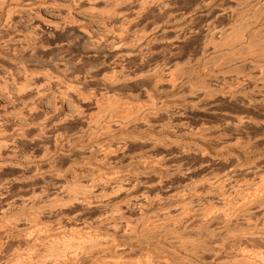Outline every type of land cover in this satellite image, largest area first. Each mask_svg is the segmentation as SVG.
<instances>
[{"label":"bare ground","instance_id":"1","mask_svg":"<svg viewBox=\"0 0 264 264\" xmlns=\"http://www.w3.org/2000/svg\"><path fill=\"white\" fill-rule=\"evenodd\" d=\"M77 1V0H76ZM91 2H94L95 0H90ZM89 1V2H90ZM116 1V2H115ZM113 0V2H112V0H111V2L112 3H118L119 4V1L117 2V0ZM121 1H123V0H121ZM161 1V0H160ZM163 1V0H162ZM78 2V1H77ZM107 3H108V1H106ZM124 2H125V0H124ZM159 2V1H158ZM82 3H83V1L81 2V5H82ZM95 3V2H94ZM106 3V4H107ZM110 3V2H109ZM109 3H108V5H109ZM112 3H110V4H112ZM114 3V4H115ZM166 3V2H165ZM247 4H245V6L244 7H246V12L244 11V9H243V12H245L244 14H243V12H242V14H241V17L240 18H242V21L244 22V24L242 23V22H240V23H242V25L243 26H245V28H243V30L240 28V29H238V27L236 26V28L238 29V30H233V29H235L234 27L232 28V30H233V32H225V33H228V35H229V33H230V35L228 36L227 34H226V37H225V33H224V38H222V40H223V42H225V43H221L222 42V40H221V37H223V36H221L220 34L222 33L223 34V32L224 31H221L218 35H220V37H218V36H216V37H214L213 36V33H212V36L215 38H213L214 40L213 41H210V42H213V43H210V44H208V42H206L208 45H214V49L218 46H216L215 44H214V42H215V40L217 39V37H218V39H219V43L220 44H225V45H228L229 43H239L240 45L239 46H237V49H235L234 47H233V45L234 44H230V45H228V46H230L231 47V45H232V47H233V50L231 51V49H230V51H225L226 53H224V51H223V53L220 51V52H218V53H222V54H220V56L216 53V55H218V56H215V54L213 55V56H215L216 58L218 57V59L216 60V59H213V60H216V62H219V60H222L223 58H224V60H222L221 62H219L220 64V66L219 67H221L220 69H219V71H218V76H228V77H231V75H232V77L230 78L232 81H230V79H228L231 83L233 82V81H236V83H237V80L239 81V83H238V88H239V84L242 82L241 80L242 79H240V75H239V71L238 72H236V73H238V74H235V76H233V74L232 73H230V71L232 72V68H231V70H229L230 68H227V65H229L230 63H232V62H234L235 60H240L241 61V64H239V66L241 65L242 67H245L244 68V70H245V74L243 75L244 76V79H245V81L246 80H248L249 82H251L252 84H253V86L254 87H259V88H262V87H264V0H254V3H252V4H249L248 2H246ZM78 4H80V3H78ZM91 4L92 3H90V7L89 8H91ZM97 4V3H96ZM113 4V5H114ZM117 4V5H118ZM88 5H89V3H88ZM108 5H107V9L108 8H110V7H108ZM84 6V5H83ZM92 6H95L94 4H92ZM110 6V5H109ZM112 6V5H111ZM96 8H97V6H95ZM95 7H92V9H93V11H94V8ZM112 7H116V5H114V6H112ZM111 7V8H112ZM11 8V7H10ZM80 8V7H79ZM86 8V7H85ZM105 8V10L103 9V8H101L102 9V11L104 10L105 12H106V9ZM110 8V9H111ZM124 8V7H123ZM16 9V8H15ZM91 9V10H92ZM97 9H99V7L97 8ZM101 9H99L100 11H101ZM110 9H108V10H110ZM114 8H112V10H113ZM117 9V8H116ZM9 11H10V9H8ZM14 10V9H13ZM88 10H90V9H88ZM96 10V9H95ZM98 10V11H99ZM111 10V11H112ZM122 10H124V9H122L121 8V12H120V7H119V10H113L112 11V13H110V12H106L107 14L108 13H110V14H108V15H110L109 17H111V20L112 19H118V18H120V17H124L125 16V14L124 13H126V12H129V11H127V10H129V9H127L126 11L124 10V11H122ZM142 10V9H141ZM149 10H150V8H149ZM9 11H7V12H9ZM99 11V12H100ZM101 11V12H102ZM138 11V10H137ZM136 11V12H137ZM15 12V11H14ZM92 12V11H91ZM100 12V13H101ZM105 12H102V14L103 13H105ZM124 12V13H123ZM134 12V11H133ZM133 12H131V13H133ZM139 12V11H138ZM137 12V13H138ZM64 13H65V11H64ZM63 13V14H64ZM105 13V17H107L108 18V15ZM148 13V12H147ZM146 10H145V14L143 15V16H145L146 14ZM161 13H162V11H161ZM8 14V13H7ZM71 15L72 13L70 12V11H68V15ZM123 14H124V16H123ZM130 12L128 13V18L129 19H131L130 18ZM9 15H11V16H9ZM107 15V16H106ZM133 15V16H132ZM131 16L134 18L135 17V14L133 13ZM140 16L139 14H136V16ZM243 15V16H242ZM67 16V15H66ZM66 16L65 17H63L65 20L67 19L66 18ZM103 16H104V14H103ZM7 17H12V13L10 14V12H9V14L7 15ZM70 17V16H69ZM72 18H74L73 20H75V18H76V16H71ZM239 17L237 18L238 20H240L239 19ZM136 18V17H135ZM138 18V17H137ZM140 18H141V16H140ZM7 19H9V20H11L10 18H7ZM78 19V21H81V20H79V18H77ZM109 19V18H108ZM108 19L106 20V19H103V20H106V21H108ZM127 18H126V16L124 17V18H122L121 20L119 19V20H117V21H121V23H120V26H119V28H120V33L119 34H117L118 35V41H115V39H112L111 37H112V33L114 34V31L112 30L111 32V34L109 35L108 34V38H109V36H110V40L112 41V40H114V41H112V42H114V43H112L113 45H111L112 46V52H114L115 54H116V56H118L119 58L120 57H122V60L124 59V60H126L127 61V63H129V62H131V63H133V60H136V58H134L133 57V54L132 53H134V52H132L131 53V51L133 50V48L132 47H134V44H135V42L137 43V41L139 40L140 41V38L141 37H143V35L145 34V31H144V33L143 32H141L140 33V38H138L139 36H138V34L139 33H137V35H135V34H133L134 36H138L137 38H138V40L136 41L135 40V38H134V36L132 37L130 34H127V28H128V26L130 25L131 27L130 28H128V30L130 29H132V24H135L136 25V23H131V20L129 21L128 19L126 20ZM139 19V18H138ZM236 19V20H237ZM71 19H69V21H70ZM70 21V22H75V21ZM100 20H102V19H100ZM110 20V19H109ZM133 20H136V19H133ZM132 20V22H134ZM140 20V19H139ZM139 20H137V21H139ZM105 21V22H106ZM114 21V20H113ZM104 22V21H103ZM110 22V21H109ZM136 22V21H135ZM238 22V21H237ZM108 23V22H107ZM111 23H112V21H111ZM110 23V24H111ZM115 23H117V25H118V22H115ZM114 23V24H115ZM56 24V23H55ZM75 24H76V22H75ZM104 24V23H103ZM106 24V23H105ZM110 24H108V25H110ZM113 24V23H112ZM114 24H113V26H114ZM60 25V24H59ZM238 25V24H237ZM239 25H241V24H239ZM241 25V26H242ZM58 26V25H57ZM56 26V27H57ZM78 26V25H77ZM82 26H84V24L82 25ZM112 26V27H113ZM116 26V25H115ZM242 26V27H243ZM81 27V26H80ZM111 27V26H110ZM55 28V27H54ZM84 28H86V27H84ZM105 28H107V26H105ZM118 28V29H119ZM82 29V28H81ZM112 29V28H111ZM82 30H84V32H86V33H90V31L88 32V30L86 29V31H85V29H82ZM107 30V29H106ZM108 30H110V28L108 29ZM229 30H231V29H229ZM229 30H227V31H229ZM117 31V30H116ZM115 31V32H116ZM137 31V30H136ZM142 31H143V29H142ZM84 32H82L83 34H85ZM129 32V31H128ZM215 32V31H214ZM245 32V33H244ZM78 33H80V31L78 32ZM107 33V32H106ZM105 33V34H106ZM110 33V32H109ZM126 33V34H125ZM142 33H143V35H142ZM81 34V33H80ZM90 34H92V32L90 33ZM104 34V33H103ZM116 34V33H115ZM148 33H147V31H146V35H147ZM156 34V33H155ZM211 34V33H210ZM215 34V33H214ZM88 35V34H87ZM215 35H217V34H215ZM90 36V35H89ZM128 36H130L131 38H132V40L133 41H135V42H133L132 43V40H129V38H128ZM155 36V35H154ZM158 36V35H157ZM210 36V38L209 39H212V36L211 35H209ZM114 37V36H113ZM144 37H145V35H144ZM143 37V38H144ZM149 37V36H148ZM147 37V38H148ZM82 38V37H81ZM93 38V37H92ZM96 38L98 39L99 37H97V35H96ZM101 38V37H100ZM102 38H103V35H102ZM107 38V37H106ZM105 38V39H106ZM107 38V39H108ZM130 38V39H131ZM136 38V39H137ZM159 38V37H158ZM10 39H11V37H10ZM83 39V38H82ZM86 39H88V38H86ZM86 39H84V40H86ZM94 39H95V37H94ZM93 39V40H94ZM106 39V40H107ZM117 39V38H116ZM142 39V38H141ZM157 39V38H156ZM217 39V40H218ZM8 40V39H7ZM6 40V41H7ZM30 40V39H29ZM83 40V41H84ZM90 40H92V39H90ZM90 40H89V42H90ZM96 40V39H95ZM102 39H98L97 41H92V42H100ZM109 40V39H108ZM145 40V39H144ZM159 40V39H158ZM208 40V39H207ZM5 41V42H6ZM12 41V40H11ZM31 41V40H30ZM37 41V40H36ZM35 41V42H36ZM111 41H109V46H110V42ZM138 41V42H139ZM145 41H147V40H145ZM221 41V42H220ZM229 41H231V42H229ZM33 42V41H32ZM38 42V41H37ZM87 42V41H86ZM99 42L98 43H94V44H96V45H98L99 44ZM103 42H105V40L103 41ZM102 42V44H103V46L104 45H106L105 43H103ZM152 42L154 43V40H152ZM228 42V43H227ZM83 43H85V42H83ZM82 43V44H83ZM107 43H108V41H107ZM145 43V42H144ZM148 43V42H147ZM151 43V42H150ZM152 43V44H153ZM215 43H218L217 41L215 42ZM33 44V43H32ZM90 44V43H89ZM92 45H94L93 43H91ZM138 44V43H137ZM142 44V43H141ZM140 44V45H141ZM146 44V43H145ZM145 44H143L145 47H148V46H146ZM149 44V43H148ZM147 44V45H148ZM151 44V45H152ZM170 44H171V41H170ZM174 44V43H173ZM219 44V45H220ZM35 45H37L36 43H35ZM95 45V46H96ZM142 45V46H143ZM150 45V44H149ZM212 45V46H213ZM1 46V45H0ZM84 46H85V44H84ZM88 46V45H87ZM101 45H99L98 47H95V49L96 48H99ZM103 46H102V48H103ZM107 46V45H106ZM143 46V47H144ZM207 46V45H206ZM216 46V47H215ZM228 46H225V47H228ZM62 47V46H61ZM83 46H81V48H82ZM90 49H91V47L90 46H88ZM142 47V48H143ZM221 47V46H220ZM223 47H224V45H223ZM239 47V48H238ZM88 48V49H89ZM93 48H94V46H93ZM108 48V47H107ZM106 48V49H107ZM138 48V47H137ZM151 47H149V48H145V49H150ZM212 48V49H213ZM218 48H219V46H218ZM18 49V48H17ZM60 49V48H59ZM87 49V48H86ZM144 49V48H143ZM210 49V48H209ZM220 49V48H219ZM2 50V49H1ZM4 50V49H3ZM2 50V51H3ZM16 50V49H15ZM34 50V49H33ZM84 50V49H83ZM104 50H105V48H104ZM140 50V49H139ZM138 49L137 50H135V51H139ZM153 50V49H152ZM206 50V49H205ZM208 50V49H207ZM216 50H217V48H216ZM215 50V51H216ZM109 51V50H108ZM144 51H147V50H144ZM240 51H242L241 53H240ZM84 52V51H83ZM92 52V51H91ZM102 52H103V49H102ZM140 52H142L141 50H140ZM153 52H154V50H153ZM232 52H239L240 54H238V56H236L235 55V57H233V56H231L233 53ZM114 53H113V55H114ZM156 53V52H155ZM155 53H152L153 55L155 54ZM171 53H173V52H171ZM232 53V54H231ZM93 54V53H92ZM91 54V55H92ZM95 54V53H94ZM103 54V53H102ZM101 54V55H102ZM106 54V53H105ZM109 55L110 54H112V53H108ZM138 54H139V52H138ZM136 55L137 57L139 56V58H140V54L139 55ZM3 55V54H2ZM26 55V54H25ZM90 55V56H91ZM107 55V54H106ZM113 55H110V58L109 59H111V56H112V58H113ZM134 55H135V53H134ZM143 55H144V53H143ZM142 55V57L144 58V56ZM146 55H148V54H146ZM151 55V54H150ZM175 55V54H174ZM84 56V55H83ZM97 56V55H96ZM100 56V55H99ZM116 56H114V58L117 60L118 58H116ZM131 56H132V58H134V59H132L131 58ZM135 56V57H136ZM25 57V56H24ZM105 57V56H104ZM145 57H147V56H145ZM212 57V56H211ZM210 57V58H211ZM227 57V58H226ZM60 58V57H59ZM64 58V57H63ZM103 58V57H102ZM113 58V59H114ZM139 58H137V60H139ZM142 58V60H144ZM209 58V59H210ZM214 58V57H213ZM225 58L227 59V60H225ZM61 59V58H60ZM71 59V58H70ZM80 59V58H79ZM98 59V58H97ZM113 59H112V62H114V64L112 65L113 67H111V68H113L112 70V72H115L116 73V71L115 70H118V75L115 77V78H111V74L110 75H108L109 77H107L108 79H103V78H101L102 76H105V75H102L100 78L101 79H97V80H95V81H93L94 83H98V86H101L102 87V89H103V91H98L99 92V94H98V96L95 94V96H97L96 98H95V100H96V102L95 103H97L98 105H96L95 103V105L96 106H98L97 107V109L96 108H94V109H96V111L97 112H100V113H98V114H96L97 112H95V115H91L90 116V120L88 119V121H91L92 122V125H95L96 127H98V126H100L101 128V130L102 131H100L98 128V130L100 131H97V129H95L97 132H99L98 133V137H100V136H104V135H106V134H108L109 136H107L106 135V139L105 140H103L102 142L100 141L99 143H97V144H94V145H90V146H88L87 147V149H85L86 150V152L87 153H85L86 154V160L84 161L83 160V162L85 163V164H88V165H91L92 166V168H91V170H90V173H88L89 175H78V174H76L74 177H73V180L72 179H69L70 181L68 182H66V180H64L63 181V183L62 184H59V186L57 187V190H56V188H54V191L56 190V192L54 193V191L53 192H50L51 194L52 193H54V194H52L51 195V197H50V195L48 194V192L51 190V188H50V190L47 192L46 190H45V188L47 187H44V189L42 188L41 189V191L39 192H37V189L35 190V188H31L32 186L31 185H34L35 184V181L36 180H38L37 179V174L35 175V171H34V174H33V177L31 178V179H28L27 178V180L26 181H24L23 180V182H25L26 183V187H25V189L22 187L21 189H23V191L21 192V190H20V194L19 195H17V197H16V199H14V198H10L11 196L13 197V195L11 194V196L9 197V195L7 196V198H3V200L4 199H6V201H5V204H4V202H3V204H4V207L5 208H3L4 210H3V213H1V216H2V214L4 215L3 217L5 218V221H4V223L6 222V221H8V223L10 224V228L9 227H7V229L9 230H12L11 228L13 227V225H15V229L17 230L18 228H16V226L19 224V221H22L20 218H23L24 217V219H26L25 221H28L27 223H25V226H26V228H25V230H26V232L27 231H31V233H29L28 232V234L25 232V234L24 233H21V234H23V235H25L26 236V234H27V236L29 235V234H31V235H33V233L32 232H34V233H36L35 235L37 236V234L38 235H42V236H44V235H46V236H44V239L43 238H39L40 240H42L43 239V241H42V243H40V242H38V243H40L41 245L40 246H38L37 247V244H34V245H36L35 247H33V249L30 251L31 252V255L33 254V256L30 258V257H28V256H26V257H28V258H30L29 260H27V258L25 257V259H26V261H23V260H21L22 261V263H20L19 262V260H18V262L20 263V264H40V262H42L41 264H43V262L45 263V261H47L49 264H209L210 262H215V261H217L218 263L217 264H264V255H262V254H264V252H262L263 251V249H260V248H262V247H264V156L262 157V158H259V159H256L255 158V160L253 159V161L251 160L250 162H241V163H237L236 164V162H238V160H239V157H237L238 158V160H236L235 158H234V156H233V154H232V156H231V154L229 153V155L228 156H224V157H218V158H215V159H211V158H209L208 159V157L206 158V159H208V160H206L207 162H209L210 164H214V163H218L219 164V162H221V164L223 163H225V164H229V167H227V169H228V171H226V167H225V170H224V174H220V175H209V174H212V173H215V172H212L211 170H208V171H211L210 173L208 172V175H209V177L210 176H212V177H210V178H207V176L208 175H206V178H203V179H201L202 178V176H201V178H197V177H195V178H197V179H199V180H197L196 181V179H195V181L193 182V180H194V176H193V179H192V181L190 182V183H188L187 185H185L186 184V182H185V184L183 185V186H181V188H179L180 186H177V189L175 188L174 189V191L172 192V193H170V194H167L168 196H162L161 195V197L159 196V194H158V190H157V193H156V190H154L155 188H158V187H156L155 185H157V184H154L155 182L156 183H160V184H162L163 182H164V180L166 179V177H167V173H169L170 174V172L172 171V170H174V169H172L171 168V170H170V172H168L169 170H167V168H169L171 165H168L169 167H167L166 168V166L164 167V165H163V163H157L156 161L154 162V159L156 158V156H153V155H151L150 154V152H147V150H145L144 152L145 153H140V154H138V155H136L135 154V152H134V154L135 155H132L130 158H129V154L127 155V157L129 158L128 159V163H127V165H125V163L124 164H122V166H121V164L119 163V165L116 163V160H117V158H116V160H115V162H114V164L116 163V165L115 166H120L119 167V171H117L118 169H116L115 168V170L114 169H112V167L114 166H112V163H113V161H114V156H116L117 157V155H119V154H121V155H123V157L124 156H126V154L128 153H126V150H127V148H128V146L130 145V144H132V143H134L135 144V146H136V143L137 144H142V146L144 145L145 147H147V146H149V147H151V149L153 148V150H154V148H158L159 146H160V148L159 149H162L161 148V146H164V145H168L167 147H168V149H170V148H172L171 146H175V147H182V146H184L185 144H183V145H180L181 143L180 142H178L177 140L176 141H173V140H171L169 137H168V141L169 142H167V141H165V140H163V139H158L157 137H155V135H153V136H151V135H145L144 134V136H135V135H132V134H129L128 132H126V131H128L130 128H129V125L128 126H126V127H124V124L122 123V121H125L126 119H130V117H132V119H133V117H136V116H138V118H140V120L139 121H137V122H140V125L141 126H143L144 125V128H142V127H140V128H138V129H140L139 131H141V128H142V131H143V129H145V131H153V129L155 128V129H158V128H160L161 127V130L163 131V130H166V128L168 129H170V130H173V123H175L176 124V122H178V120H180V119H177L176 117H175V113L174 112H176V110L175 109H177L178 108V112H179V108L180 107H176L175 105H174V107H172V106H170V107H164V105H168L167 103L169 102V101H171V100H169V101H167V103L166 104H164L165 103V101H156V100H154V95L152 94V93H150V92H152V91H150V92H148L147 90H146V94H143L142 95V93L139 95L138 93H135V94H137V95H139V99L140 98H142V97H140V96H144V95H148V97L150 98H148L147 96L145 97L146 99H147V101H149V102H147V103H144L143 104V100H145V98L142 100L143 102H142V104H139V103H141L140 101L138 102V96H135V97H137V99H135V97L132 95V93L130 94V95H132V97L131 98H126L125 99V97H124V99L125 100H123V97L121 98L120 97V93L118 94L117 92L118 91H123V89H124V87L127 85V86H129L127 83H128V81L127 82H125L126 80H128L125 76V80H124V78L123 79H121V76L120 75H125V74H128V73H125V72H127V70L125 69V67H126V65H125V62H122V63H120V61L121 60H117V61H113ZM114 59V60H115ZM132 59V61H130ZM25 60V59H24ZM52 60V59H51ZM55 60V59H54ZM83 60V59H82ZM81 60V61H82ZM103 60H104V58H103ZM123 60V61H124ZM136 60V61H137ZM145 60H147V59H145ZM148 60H151V57H150V59H148ZM208 60V59H207ZM207 60L205 61L206 62V64L207 65H205L204 64V61H203V64L205 65V67H207L208 65H210L209 64V62H207ZM212 60V61H213ZM237 60V61H238ZM56 61V60H55ZM73 61V60H72ZM75 61V60H74ZM77 61V60H76ZM94 61V60H93ZM97 61V60H96ZM209 61V60H208ZM210 61H211V59H210ZM102 62V61H101ZM100 62V63H101ZM138 62V61H137ZM136 62V63H137ZM143 62V61H142ZM147 62V61H146ZM146 62H144V64L146 63ZM215 62V63H216ZM18 63V62H17ZM16 63V66L17 65H19V63L17 64ZM93 63V62H92ZM95 63V62H94ZM97 63H99V62H97ZM96 63V64H97ZM107 63V62H106ZM109 63V62H108ZM107 63V64H108ZM135 63V62H134ZM165 63V62H164ZM167 63V62H166ZM186 63V62H185ZM212 63H214V62H212ZM213 64V65H217L218 63H216V64ZM237 63V62H236ZM240 63V62H239ZM69 64V63H68ZM77 64H78V62H77ZM80 64V63H79ZM110 64V63H109ZM138 64V63H137ZM136 64V65H137ZM141 64V61H140V63H139V65ZM150 64V63H149ZM155 64H157L158 65V63H155ZM173 64V63H172ZM175 64V63H174ZM176 64H177V62H176ZM176 64H175V66H173V68L175 67V68H177V70H178V68L180 69V67H181V65L179 66L178 64H181L180 62H178V64H177V66H179V67H177L176 66ZM184 64V63H183ZM234 64V63H233ZM50 65V64H49ZM49 65H47L46 63H44V65H43V63H42V67H41V69L40 70H35V68H33L34 69V71H24V72H26L24 75H25V77H26V79H24V80H26L24 83H25V88H23V89H25V90H23V91H21L22 93L23 92H25L26 91V89L28 90L27 92L28 93H30L29 92V86H31V85H33V84H36V81L38 80V79H40V80H38L39 81V83L41 84H39V83H37L36 85L37 86H35L34 88H36V91H34V92H37V94H38V96L37 95H35V96H37V97H39V96H43V92H42V89H40V87H42L43 85H42V83H43V81L42 80H44L45 78V74H47L45 71L49 68H47V66H49ZM52 66L54 65V64H51ZM58 65V64H57ZM57 65H55L56 66V69H58L57 68ZM61 65H63V64H61ZM72 65V64H71ZM75 65V64H74ZM73 65V66H74ZM81 65V64H80ZM88 65V64H87ZM95 65V64H94ZM130 65H132V64H130L129 63V65L127 66V67H129ZM134 65V64H133ZM145 65H147V64H145ZM161 65H163V64H160V66ZM165 65V64H164ZM164 65H163V67H164ZM167 65H168V63H167ZM212 65V64H211ZM212 65V66H213ZM236 66L238 65V64H235ZM45 66V67H44ZM72 66V68H74V70H75V68L76 67H73ZM76 66V65H75ZM92 66H93V64H92ZM95 66H97V65H95ZM108 66V65H107ZM144 66V65H143ZM150 67H151V65H149ZM156 66V65H155ZM183 66H187V68H189L188 67V65H183ZM239 66H237L238 68H240ZM26 67V66H25ZM25 67H23V68H25ZM37 67H39V66H37ZM62 67V66H61ZM64 67H66V66H64ZM70 67V66H69ZM78 67H79V65H78ZM104 67V66H103ZM136 67V66H135ZM138 67H140V66H138ZM146 67H148V66H146ZM145 67V68H146ZM154 67V66H153ZM158 67V66H157ZM163 67H162V72H163ZM185 67L184 68H182L181 67V69L180 70H184L185 69ZM241 67V70L243 69ZM22 68V69H23ZM47 68V69H46ZM72 68H70V69H72ZM87 68V67H86ZM90 68V67H89ZM88 68V69H89ZM101 68V67H100ZM106 68V67H105ZM109 68H110V66H109ZM137 68V67H136ZM142 68V67H141ZM152 68V67H151ZM160 69H161V67H159ZM165 68H166V66H165ZM164 68V69H165ZM167 68H169V70L170 69H173V68H170L169 66H167ZM166 68V69H167ZM187 68L185 69V70H187ZM202 68H204V67H202ZM20 69V68H19ZM28 69V68H27ZM30 69V68H29ZM69 69V68H68ZM126 71H125V70ZM129 69H130V67H129ZM128 69V70H129ZM135 69V68H134ZM140 69V68H139ZM139 69H137V70H139ZM144 69V68H143ZM154 69V68H153ZM153 69H152V71H153ZM158 69V68H157ZM156 69V67H155V69H154V71H156L157 70ZM49 70V69H48ZM66 70V69H65ZM73 70V71H74ZM79 70V69H78ZM83 70V69H82ZM87 70V69H86ZM86 70H85V72H86ZM148 71H150L149 70V68L147 69ZM168 70V71H169ZM175 70V69H174ZM174 70L172 71H169L170 72V74L169 75H172V74H174ZM180 70H178L179 72H181ZM183 70H182V72H183ZM236 70H238V69H236ZM19 71H21V70H19ZM23 71V70H22ZM53 71H55V70H53ZM58 71V70H57ZM68 71V70H67ZM66 71V72H67ZM71 71V70H70ZM69 71V72H70ZM80 71V70H79ZM91 71H92V69H91ZM98 71V70H97ZM110 71V70H109ZM125 71V72H124ZM133 71V70H132ZM132 71H129V73H132ZM141 72H142V69L140 70ZM144 71V70H143ZM192 71V70H191ZM243 71V70H242ZM59 72H61V70L59 69ZM78 72V71H77ZM84 72V73H85ZM139 72V71H138ZM137 72V73H138ZM139 72L138 73V75L139 76H137V73H136V75H134V77L133 76H131L132 78H129L130 76H129V74L127 75L128 76V78L129 79H131V80H133V78H135V76H137L138 78H140V75L142 74V73H145V72ZM158 72H160L159 70H158ZM165 72V71H164ZM176 73H177V71H175ZM181 72V73H182ZM234 73H235V71H233ZM62 73V72H61ZM65 73V72H64ZM83 73V74H84ZM91 73L92 72H90V76H92L91 75ZM94 73V72H93ZM106 73H107V71H106ZM110 73V72H109ZM108 73V74H109ZM114 73V74H115ZM123 73H125V74H123ZM175 73V74H176ZM184 73V72H183ZM186 73V72H185ZM217 73V72H216ZM58 74V73H57ZM60 74V73H59ZM75 74H76V72H75ZM82 74V73H81ZM82 74V75H83ZM88 75H89V73H87ZM104 74H105V72H104ZM114 74H112V75H114ZM133 74H135V73H132V75ZM147 74V73H146ZM160 74H162V73H160ZM166 73H164V75H165ZM178 74V73H177ZM177 74L175 75V76H177ZM228 74H231L230 76L228 75ZM48 75H50V74H47V77H49ZM64 75V74H63ZM68 75V74H67ZM70 75V74H69ZM73 76H74V74H72ZM78 75V74H77ZM79 75H80V72H79ZM78 75V76H79ZM85 75V74H84ZM83 75V76H84ZM87 75V76H88ZM94 75V74H93ZM116 75V74H115ZM144 75V74H143ZM153 75V74H152ZM163 75V74H162ZM217 74H215L214 75V73L213 74H210L208 77L207 76H205V77H203V76H201V77H196L195 78V80L194 81H191L190 83L188 82L187 84H189L188 85V87H187V84H186V88H188L189 90H191V92L193 91L194 92V90H195V88H196V91L195 92H199L198 94H197V96L198 95H200V92H202L203 94H202V96L203 97H205L206 96V99L208 98V95L211 97L212 96V94H214L215 95V93H214V91H213V93H211V95L209 94L210 93V91L212 92V88H211V90H210V88H208V86H209V82H208V80L209 79H211L212 78V82L214 81L213 80V78L216 76ZM239 75V76H238ZM15 75L13 74V76L12 77H14ZM78 76L76 77V76H74L75 77V79H76V81L78 80ZM81 76V75H80ZM90 76H88V77H90ZM97 76V75H96ZM106 76H107V74H106ZM106 76H105V78H106ZM119 76H120V80H122V82L121 81H118L117 79L119 78ZM154 76H156L155 74L153 75V77ZM157 76H159V75H157ZM156 76V77H157ZM167 76H168V73H167ZM174 75H172V77H173ZM180 76H182V74H178V79H179V77ZM222 76L220 77L221 78V80L223 81V80H226L227 81V79L225 78H223L222 79ZM241 76H242V73H241ZM24 77V76H23ZM43 77V78H42ZM50 77H52V76H50ZM56 77V76H55ZM57 77H58V75H57ZM60 77V76H59ZM65 77V76H64ZM71 76H69V78H66V79H69V80H71V78H70ZM98 77V76H97ZM96 77V78H97ZM137 77L135 78V79H137ZM143 77V76H142ZM161 77V76H160ZM160 77H158V78H160ZM166 77V76H165ZM171 76L169 77V79L171 78V79H174L175 80V78H177V77H175V78H172ZM16 78V77H15ZM15 78H11L12 80L14 79V83L16 82L15 80L17 79H15ZM41 78H42V80H41ZM62 79H63V77H61ZM84 78V77H83ZM85 78H87V77H85ZM90 78H92V77H90ZM181 78V77H180ZM215 78H217V77H215ZM49 79V78H48ZM54 79V78H53ZM56 79V78H55ZM61 79V80H62ZM64 80L63 79V83H65V81H67V80ZM89 79V78H88ZM143 79L144 80H146V82H148V81H150L151 80V77L149 78V77H143ZM143 79H142V82L140 83V85H142V83L144 82L143 81ZM51 80V79H50ZM60 80V79H59ZM80 80V79H79ZM78 80V81H79ZM94 80V79H93ZM140 81H141V79H139ZM153 80V79H152ZM160 80V79H159ZM162 80V79H161ZM177 80V79H176ZM220 80V81H221ZM40 81H42V83L40 82ZM47 81V80H46ZM56 81H58V79L56 80ZM76 81H70L69 83H65L66 84V86H62V81H58V82H61V83H58L59 84V86L60 87H63L62 89H60V88H57V89H60L58 92H60L59 94H60V97L62 96L64 99H62L61 101H63V100H65V98L67 99L68 97H72V98H76V97H73V96H71V95H73L74 93H75V95H77L78 96V99L80 100L81 99V101H82V98H83V96L86 98V94H87V90L85 89V88H87V87H85L84 89L82 88V86H83V84L85 83V82H87V81H85L82 85H81V83H79V82H76ZM82 81H83V79H82ZM154 81L156 82V81H158L157 79L155 80L154 79ZM163 81V80H162ZM244 81V80H243ZM4 82V83H3ZM2 82V86L6 83V82H8V81H3ZM52 82V81H51ZM89 82H90V80H89ZM138 82V81H137ZM137 82H135V85H136V83ZM153 82V81H152ZM154 82V83H155ZM160 82V81H159ZM228 82V81H227ZM249 82H246V84L247 83H249ZM18 83V82H17ZM16 83V86H17V92H19L20 91V87L22 86H20L19 87V85ZM45 83V82H44ZM48 83V82H47ZM53 83V82H52ZM132 83V82H131ZM221 83H223V82H221ZM220 83V84H221ZM226 82H224V84H225ZM230 83V84H231ZM235 83V82H234ZM234 83H232L231 85H224V86H231V89L233 90L234 88H235V86L236 85H234ZM50 84V83H49ZM57 84V85H58ZM87 84V83H86ZM85 84V85H86ZM89 84H93L92 83V81H91V83H89ZM130 84V83H129ZM146 84V83H145ZM156 84V83H155ZM158 84V83H157ZM160 84H161V82H160ZM207 84V85H206ZM217 84V83H216ZM242 84V83H241ZM6 85H9V84H7L6 83ZM24 85V84H23ZM51 85V84H50ZM50 85H48L47 87H51ZM95 85V87H96V84H93V86ZM133 85H134V83H133ZM152 85V84H151ZM199 86V85H203L204 86V88H203V86L201 87V86H199L198 87V91H197V87L196 86ZM232 85H234V88L232 87ZM244 85H245V82H244ZM250 86H251V84H249ZM10 86V85H9ZM28 88H27V87ZM34 86V85H33ZM87 86V85H86ZM91 86V85H90ZM145 86V85H144ZM148 86V83L146 84V87ZM150 86V85H149ZM148 86V87H149ZM154 86H156V85H154ZM153 86V87H154ZM241 86V85H240ZM1 87V86H0ZM4 87V86H3ZM2 87V88H3ZM6 88H4L5 90L7 89V86H5ZM32 87V86H31ZM30 87V88H31ZM129 87H131V86H129ZM132 87H134V86H132ZM153 87H152V89H153ZM161 87H162V85H161ZM195 87V88H194ZM206 87L208 88V89H206ZM211 87V86H210ZM222 87V86H221ZM252 87V86H251ZM1 88V89H2ZM33 88V87H32ZM94 88V87H93ZM127 88V87H126ZM156 88V89H155ZM159 88V87H158ZM185 88V89H186ZM194 88V89H193ZM220 88V87H219ZM230 88V87H229ZM241 88V87H240ZM243 88H244V86H243ZM250 88V87H249ZM253 88V87H252ZM21 89H22V87H21ZM129 89V88H128ZM127 89V90H128ZM130 89H132V88H130ZM139 89V88H138ZM143 89H144V87H143ZM147 89V88H146ZM154 89L155 90H160V89H162V88H159V89H157V86L156 87H154ZM153 89V90H154ZM184 89V88H183ZM188 89H186V90H188ZM221 89H223V88H221ZM255 90L257 89V88H254ZM253 89V90H254ZM33 90V89H32ZM45 90V89H44ZM82 90H86V91H84V92H82ZM98 90H99V88H98ZM126 90V91H127ZM134 90V89H133ZM141 90V89H140ZM210 90V91H209ZM225 90V89H224ZM228 90V88L225 90V91H227ZM230 90V89H229ZM228 90V91H229ZM254 90V91H255ZM258 90V89H257ZM264 90V89H263ZM30 91H31V89H30ZM95 91V90H94ZM125 91V90H124ZM161 91V90H160ZM163 91V90H162ZM236 91V90H235ZM238 91V90H237ZM254 91H253V93H254ZM261 90H258L257 92H258V94H262V95H264L262 92H260ZM32 92V94H33V91H31ZM55 92H57V91H55ZM54 92V93H55ZM82 92V93H81ZM86 92V93H85ZM91 92H93L92 90H91ZM91 92H89V94H91ZM128 92H131L130 90L128 91ZM140 92V91H139ZM188 92V91H187ZM191 92H189V93H191ZM230 92V91H229ZM260 92V93H259ZM21 93V94H22ZM72 93V94H71ZM83 93H85V95H82ZM94 93V92H93ZM125 92H123V94H124ZM149 93V94H148ZM154 93H155V91H154ZM157 93V92H156ZM158 93H159V91H158ZM218 93V92H217ZM252 93V92H251ZM21 94H20V96H21ZM27 94V93H26ZM35 94V93H34ZM89 94H87V96H89V97H91ZM160 95L162 94V92L161 93H159ZM233 94V93H232ZM254 94H256V91H255V93ZM18 95H19V93H18ZM24 95V94H23ZM22 95V96H23ZM28 96L30 95V94H27ZM56 95H58V94H56ZM74 95V96H75ZM82 95V98H79L80 96ZM160 95H155V96H160ZM178 95V94H177ZM179 97H182L181 95H183V94H180L179 93ZM191 95H192V93H191ZM196 95V93L195 94H193V96H195ZM218 95V94H217ZM247 95V94H246ZM261 95V96H262ZM32 96V95H31ZM30 96V97H31ZM94 95H93V97H95ZM126 96H129V95H126ZM188 96V95H187ZM187 96H185L187 99H189ZM216 96V95H215ZM232 96V95H231ZM236 96V95H235ZM27 97V96H26ZM59 97V96H58ZM58 97H56V98H58ZM134 97V98H133ZM157 97V98H158ZM178 97V96H177ZM177 97L175 98V99H177ZM178 97V98H179ZM184 97V98H185ZM199 97V96H198ZM202 97V98H203ZM214 97V96H213ZM212 97V98H213ZM245 98H246V96H244ZM248 97H251V96H248ZM260 97V96H259ZM25 98V97H24ZM69 98V99H70ZM104 98H106L105 100H104ZM160 98V97H159ZM200 98H201V96H200ZM252 98V97H251ZM261 98V97H260ZM23 99V98H22ZM30 99V98H29ZM32 99V98H31ZM60 99V98H59ZM87 99H89L90 100V98H87ZM87 99L85 100L84 98H83V101L85 102V101H87ZM93 99V98H92ZM134 99V100H133ZM173 100V102L175 101L176 102V100ZM203 99H205V98H203ZM205 99V100H206ZM209 99V98H208ZM214 99H215V97H214ZM236 99H237V97H236ZM249 99V98H248ZM253 99V98H252ZM254 99H256V98H254ZM257 99H259V98H257ZM263 99V98H262ZM23 100H26V98L25 99H23ZM102 100H103V102L105 103H102ZM107 100V101H106ZM135 100H137V104H136V101ZM163 100V99H162ZM178 100V99H177ZM181 100H183V98L181 99ZM201 100V99H200ZM212 100V99H211ZM26 101H29V100H26ZM68 101V100H67ZM135 101V102H134ZM186 101V99H184V102ZM188 101V100H187ZM214 100H212V102H213ZM248 101V100H247ZM254 101V100H253ZM30 102V104L29 105H27L26 107L28 108V107H30V108H32L33 106H34V108L36 109V111H37V108H36V104H34L33 102V99H32V101H29ZM76 102V101H75ZM72 103V104H74L75 105V107H77V108H79L78 106H81L80 105V103L77 105L76 103L78 102H76V103ZM80 102V101H79ZM89 102V101H88ZM93 102H94V100H93ZM92 102V103H93ZM107 102H108V105H107ZM191 102H194V100L193 101H191ZM196 102V101H195ZM194 102V103H195ZM237 102V101H236ZM258 103H260V104H258V105H261V102L260 101H257ZM264 102V101H263ZM26 103V102H25ZM24 102H23V104H25ZM87 103V102H86ZM92 103H90L89 102V104H92ZM169 103H171V102H169ZM178 103V102H177ZM211 103V102H210ZM85 104V103H84ZM93 104V105H94ZM102 104H104V106L102 107ZM172 104H174V103H172ZM185 104V103H184ZM248 104H253L251 101L248 103ZM254 104H257V103H255L254 102ZM263 104V106H264V103H262ZM58 105V104H57ZM86 105H88V104H86ZM93 105H91V106H93ZM105 105H106V108H104L105 107ZM170 105V104H169ZM168 105V106H169ZM179 105V104H178ZM181 105H183V104H181ZM244 105H246V104H244ZM32 106V107H31ZM84 106V105H83ZM95 106V107H96ZM180 106V105H179ZM187 106V107H186ZM186 106H185V108H189L188 107V105L186 104ZM190 106V105H189ZM248 106V105H247ZM256 106V105H255ZM262 106V107H263ZM23 109H25L26 107L23 105ZM75 107H73V108H75ZM162 109H161V108ZM191 107V106H190ZM193 107H196V105L194 106V104H193ZM260 107V106H259ZM33 108V110H35ZM57 108V107H56ZM60 108V106L58 107V109L56 110V111H58L59 110V112L61 111V108ZM82 108V107H81ZM80 108V109H81ZM85 107H83V109H84ZM157 108H159V110L158 111H155V109H157ZM175 108V109H174ZM197 108H200L199 107V105L197 106ZM254 108H256V107H254ZM261 108V107H260ZM15 109L16 108H14V109H12V110H14V112H16V111H19L18 109L19 108H17V110L15 111ZM21 109V108H20ZM23 109H21V111H20V113L18 112L17 113V115H18V117H19V115L21 114V116L23 115V113H26L27 111H25V112H22V110ZM83 109H81V111L83 110ZM190 109H192V108H190ZM196 109V108H195ZM11 109H10V112L12 111ZM26 110V109H25ZM27 110H29V109H27ZM32 109H30L29 110V112L30 113H32V111H33ZM55 110V109H54ZM53 110V111H54ZM74 111H76L75 109H73ZM85 110V109H84ZM86 110H89V108L88 109H86ZM175 110V111H174ZM181 110V109H180ZM185 109H184V107H183V111H184ZM186 110H188V109H186ZM192 110H194V109H192ZM197 110V109H196ZM5 111V110H4ZM6 111H7V109H6ZM9 111V110H8ZM7 111V112H8ZM24 111V110H23ZM56 111H54L55 112V114H56ZM80 110H78V111H76L75 113H80L81 112ZM200 110H198V112H199ZM54 112H51L52 114L54 113ZM67 112V111H66ZM72 112V111H71ZM70 112V113H71ZM88 112V111H87ZM87 112L85 111V113L87 114ZM180 112H182V111H180ZM179 112V113H180ZM188 112V111H187ZM190 112V111H189ZM192 112V111H191ZM9 113V112H8ZM7 113V114H8ZM30 113H26L29 117H30ZM33 113H35V111H33ZM51 113L50 114H45V115H50V117L52 118V116H51ZM62 113V112H61ZM61 113L58 115L59 117H63V115H61ZM64 113H65V110H64ZM63 113V114H64ZM74 113V112H73ZM74 113V114H75ZM84 113V112H83ZM178 113V114H179ZM183 113V112H182ZM185 113H186V111H185ZM194 113V112H193ZM197 113V112H196ZM25 114V115H26ZM35 114H37V113H35ZM54 114V115H55ZM58 114V113H57ZM56 114V115H57ZM66 114V113H65ZM68 114V113H67ZM66 114V115H67ZM90 114H92V112L90 113ZM89 113L87 114V115H90ZM94 114V113H93ZM177 113H176V115H178ZM188 114V113H187ZM186 114V115H187ZM192 114V113H191ZM11 115H13V114H11ZM16 114L14 113V115L13 116H15ZM61 115V116H60ZM76 115V114H75ZM82 114L80 113V115H78V117L79 116H81ZM86 115V116H87ZM179 115H181V113L179 114ZM183 115H185L184 113H183ZM183 115H182V118L183 119H186V118H184L183 117ZM185 115V116H186ZM12 116V117H13ZM20 116V117H21ZM35 115H33V116H31L32 118L31 119H33V117H34ZM37 116H38V114H37ZM77 116V115H76ZM85 116V115H84ZM165 117L166 116V118L168 117H173L174 116V118H176L177 119V121L175 122H169V123H172V124H170V125H172V126H170V125H162V126H160V127H158V128H156V127H154L153 128V122H156L157 120V118L159 119L160 117ZM0 117H1V115H0ZM22 117H27V116H22ZM28 117V118H29ZM42 117V116H41ZM54 117V116H53ZM55 117H57V116H55ZM55 117L53 118V119H55ZM62 117H61V119H62ZM69 117H70V115H69ZM68 117V119H70ZM73 117V116H72ZM87 117H89V116H87ZM180 117V116H179ZM187 117H189L188 115H187ZM230 117V116H229ZM238 117V116H237ZM240 117H243V116H240ZM240 117H238L237 119H236V117L234 116L233 118L235 119V120H233L232 122H233V124L232 125H230L232 128H234L233 130H235L236 129V131L238 132L239 130H241V129H239L240 127H242V126H244L243 125V122L245 123V121H241V120H244L245 119V117H244V119H240ZM4 118V117H3ZM45 119H47L46 118V116L44 117ZM74 118V117H73ZM80 118H82V116L80 117ZM79 118V119H80ZM167 118V119H168ZM228 118V117H227ZM230 118H232V117H230ZM232 118V119H233ZM2 119V118H1ZM24 119V118H23ZM30 118H29V120L30 121H32ZM39 119V118H38ZM43 119V118H42ZM52 119V120H53ZM67 118H66V116H64V120H66ZM72 119V118H71ZM167 119H165L164 120V118H162L160 121H163V123L167 120ZM172 119V118H171ZM183 119H181L180 121L182 122V120ZM190 119V118H189ZM188 119V120H189ZM5 120V119H4ZM4 120H2V121H4ZM25 120V119H24ZM28 119L26 118V121H27ZM49 120H51V119H48L47 120V122L46 123H50V125H51V127L53 128V126H52V124H51V122H48ZM56 120V119H55ZM82 120V119H81ZM131 120V119H130ZM156 120V121H155ZM158 120V121H159ZM231 120V119H230ZM230 120H229V122H230ZM30 121H27L28 123L30 122ZM34 121V120H33ZM42 121L44 122V120H41V123H42ZM60 121V120H59ZM59 121H57V122H59ZM63 120H61L60 122L63 124V122H62ZM66 121H68L67 123H69V120H66ZM65 121V122H66ZM87 120H85V122H86ZM87 121V122H88ZM109 121V122H108ZM127 121V120H126ZM133 121H135V120H133ZM158 121H157V124H160V123H158ZM159 121V122H160ZM179 121V122H180ZM1 122V121H0ZM56 122V124H54L53 122V125H54V127H55V129L54 130H56L57 131V133H56V136L54 137V139H55V144H54V146L53 147H51L50 148V146H48L47 148H46V146H45V148L46 149H44L43 150V152H42V154L40 155L39 154V158L40 159H45V158H47V159H50V161H54L55 159H56V157L57 156H59V150L57 149L58 148V146H57V141H59L58 139L61 137V135H64V133H63V131H61V130H58L59 128H60V126H57V123ZM59 122V123H60ZM64 122V123H65ZM71 122V121H70ZM85 122H83V123H85ZM104 122H106V123H104ZM112 122V123H111ZM128 123H129V121H127ZM126 122V123H127ZM132 122V121H131ZM168 122V121H167ZM184 122V121H183ZM188 122V121H187ZM228 122V123H229ZM257 122V121H256ZM255 122V123H256ZM3 123V122H2ZM2 123H1V127L3 126H5V124L4 125H2ZM31 123V122H30ZM33 123V122H32ZM60 123V124H61ZM108 123H111V124H113V123H115L116 125H117V127L120 129L121 128V130L122 131H125V132H123V134H113V132L115 131V130H118V129H116L117 127H115V129H112V127L110 128V129H112V130H107L108 128H106V126H109V124ZM136 123V122H135ZM166 123V122H165ZM164 123V124H165ZM43 124V123H42ZM42 124H41V126H42ZM82 124V123H81ZM86 124V123H85ZM110 124V125H111ZM133 124L134 123H131V125H130V127H133ZM143 124V125H142ZM178 124H180V123H177L176 124V126L178 125ZM184 124V123H183ZM187 124V123H186ZM186 124H184V126L182 125V123H181V125L183 126V127H185V125ZM190 124V123H189ZM189 124L188 125H186V126H189ZM197 124V123H196ZM227 124V123H226ZM247 124V123H246ZM246 124H245V126H246ZM253 124H254V122H253ZM34 125V124H33ZM44 125H45V122H44ZM43 125V126H44ZM47 125V124H46ZM45 125V126H46ZM57 126V128L58 129H56V126ZM83 125V124H82ZM90 124H89V122H88V124H87V126H89ZM91 125V126H92ZM102 125H103V127H105L106 128V130H105V132H104V129H102L103 127H102ZM114 125V124H113ZM115 125V126H116ZM137 126H138V123L136 124ZM204 125H206V124H204ZM228 125V124H227ZM252 125V124H251ZM255 125V124H254ZM45 126H44V128H45ZM86 126V127H87ZM166 126V128L165 129H162V128H164ZM182 126H180V127H178V129L176 128V132L178 131V133H180L181 132V128H182ZM229 126V125H228ZM229 126V127H230ZM245 126L243 127L244 129H245ZM257 126V125H256ZM17 127V126H16ZM21 127V126H20ZM50 127V126H49ZM49 127H47V128H49ZM50 127V128H51ZM62 127V126H61ZM81 127V126H80ZM135 124H134V130H135ZM174 127H175V125H174ZM195 127V126H194ZM197 127V129L200 127V126H196ZM203 127V126H202ZM206 127V126H205ZM40 128H42V127H40V124H39V126H38V130H40L41 131V129ZM43 128V134H47V133H45L46 131L45 130H47V129H44ZM76 128H78V127H76ZM95 128V127H94ZM191 128H192V126H191ZM212 128V127H211ZM210 127L209 128H201L199 131L195 128L194 130H192V129H190V130H192V132L193 131H195V130H197V131H195V132H193L194 133V135H190V136H193V137H195V139L196 138H198V139H201V140H204V142L206 143V141L209 139V137L210 136H212V133L214 134V133H216L217 131V129L215 130L214 128L213 129H211ZM8 129V128H7ZM14 129H17V128H15V126H14ZM13 129V130H14ZM20 129V128H19ZM63 129V128H62ZM73 129V128H72ZM75 129V128H74ZM73 129V130H74ZM82 129H83V126H82ZM89 129V128H88ZM87 129V130H88ZM92 129V130H91ZM89 131L90 132H87V134L89 133V134H91L90 135V138H91V136L93 137V139L95 138V136H93V134H95V135H97V133L96 132H94V129L93 128H91ZM155 129H154V131H155ZM183 129V128H182ZM243 129V130H244ZM6 130V129H5ZM28 130V129H27ZM34 130H36V129H33V131ZM53 130V129H52ZM85 130V129H84ZM132 130H133V128H132ZM132 130H129V131H132ZM160 132H161V130L160 129H158ZM188 130H189V127H188ZM188 130H186L187 131V133H188ZM189 130V132L191 133V131ZM7 131L8 130H6V131H4V130H2V129H0V136L1 135H5V132L7 133ZM15 131H17V130H15ZM20 131H23V130H20ZM19 131V132H20ZM30 131H32V130H30ZM39 131V132H40ZM45 131V132H44ZM48 131V130H47ZM50 132H51V130H49ZM49 131H48V133H49ZM59 131V132H58ZM61 131V132H60ZM65 131V130H64ZM67 131V130H66ZM65 131V132H66ZM70 131H71V129H70ZM120 131V130H119ZM135 131H138L137 129L135 130ZM134 131V132H135ZM167 131V130H166ZM175 131V128H174V130H173V132ZM214 131H216V132H214ZM8 132H11V130L10 131H8ZM25 132V131H24ZM37 132V131H36ZM42 132V131H41ZM41 132H40V134H38V135H43V134H41ZM68 132V131H67ZM66 132V133H67ZM84 132V131H83ZM156 132H158V131H156ZM241 132V131H240ZM12 133V132H11ZM21 133V132H20ZM19 133V134H20ZM25 133H27V132H25ZM54 133H55V131H54ZM70 133V132H69ZM112 133V134H111ZM153 133V132H152ZM159 133V132H158ZM168 133V132H167ZM185 133V132H184ZM184 133H182V134H184ZM189 133V134H190ZM193 133H191V134H193ZM10 134V133H9ZM13 134H14V131H13ZM16 134V133H15ZM28 134V133H27ZM30 134V133H29ZM28 134V135H29ZM52 134H53V131H52ZM68 134V133H67ZM88 134V135H89ZM149 134V133H148ZM174 134V133H173ZM182 134H180V135H182ZM186 134V133H185ZM11 135V134H10ZM10 135H8V137L10 136ZM21 135H23V133H21L20 134V136ZM37 135V136H38ZM55 135V134H54ZM69 135V134H68ZM175 135V134H174ZM11 136H13V135H11ZM19 136V137H20ZM80 136H82V135H80ZM159 136V135H158ZM184 136V135H183ZM6 138V135L4 136V139H2L3 140V142L2 143H0V156H2L3 157V155H2V151H4V153L3 154H5L6 152L5 151H7L6 149H7V147L9 146L8 144H7V146L5 147V144L4 143H7V141L10 143V139L9 138ZM14 137V136H13ZM15 137H16V135H15ZM14 137V139H15V141H17V142H19L16 138ZM19 137H17V138H19ZM36 137V136H35ZM41 138H42V136H40ZM52 137V136H51ZM71 137V136H70ZM70 137H69V139H68V141L70 140ZM97 137V138H98ZM3 138V137H2ZM26 138V137H25ZM90 138H88V141H90L89 139ZM160 138V137H159ZM224 138V137H223ZM9 139V140H8ZM24 139V138H23ZM62 139V138H61ZM60 139V140H61ZM73 139V138H72ZM71 139V140H72ZM87 139V138H86ZM96 139V138H95ZM94 139V140H95ZM194 139V140H195ZM219 139V138H218ZM1 140V139H0ZM7 140V141H6ZM20 140H21V137H20ZM34 140V139H33ZM69 141L70 143L72 142V141ZM85 140V139H84ZM92 140V139H91ZM191 140V139H190ZM200 140V141H201ZM217 140V139H216ZM222 140V137L219 139V141L218 142H220ZM224 140V139H223ZM222 140V142L221 143H223V146H222V144H221V146L223 147L222 149H224L225 147L227 148V147H229L230 146V143H228V139L226 140H224L223 141ZM259 140V139H258ZM261 140V139H260ZM6 141V142H5ZM15 141H12L13 143H16V145H17V142H15ZM36 141V140H35ZM34 141V142H35ZM38 141V140H37ZM40 141H42L41 139H40ZM39 141V142H40ZM67 141V142H68ZM80 141V140H79ZM78 141V142H79ZM199 141V142H200ZM213 141V140H212ZM251 141V140H250ZM253 142L254 141H256V140H252ZM22 142V141H21ZM24 142V141H23ZM68 142V143H69ZM82 142L84 143V141L82 140ZM81 142V143H82ZM87 142V141H86ZM230 142V141H229ZM20 143V142H19ZM74 143V142H73ZM80 143V142H79ZM80 143V144H81ZM180 143V144H179ZM192 143V142H191ZM217 143V142H216ZM235 143H237V142H235ZM246 143V142H245ZM255 143V142H254ZM253 143V144H254ZM3 144V145H2ZM11 144V143H10ZM21 144H23V143H21ZM21 144H19V145H21ZM38 144H40V143H38ZM65 143H63V145H64ZM233 144V143H232ZM231 144V145H232ZM13 145H15V144H13ZM15 145V146H16ZM62 145V144H61ZM62 145V147H60V145H59V147H60V150L62 149V148H64L65 147V145L63 146ZM70 145V144H69ZM187 145V144H186ZM196 145V144H195ZM194 145V146H195ZM206 145V144H205ZM208 145V144H207ZM237 145V144H236ZM252 145V144H251ZM251 145L249 144H247V145H242V144H239L238 146L239 147H236V148H239L240 150H241V152H243V153H241V154H243V156H245L246 154H248V152H250V153H253V152H251L250 151V149L251 150H256V149H254L253 147H251ZM4 146V147H3ZM11 146V145H10ZM15 146H14V148L12 149V150H16L15 149ZM18 146V145H17ZM16 146V147H17ZM131 146V145H130ZM140 146V145H139ZM141 146V147H142ZM188 146L190 147V146H192V145H190V144H188ZM202 146V145H201ZM200 146V147H201ZM209 146V145H208ZM256 146V145H255ZM140 147V148H141ZM170 147V148H169ZM174 147V148H175ZM189 147H187V148H189ZM196 147V146H195ZM207 147V146H206ZM220 147V146H219ZM231 147V146H230ZM6 148V149H5ZM12 148V147H11ZM11 148L9 149V150H11ZM148 148V147H147ZM182 148H184V147H182ZM193 148V147H192ZM199 148V147H198ZM197 148V150L199 151L200 150V148L198 149ZM202 148V147H201ZM263 148V147H262ZM4 149V150H3ZM17 149H18V147H17ZM130 149V148H129ZM142 149V148H141ZM177 149V148H176ZM205 149V148H204ZM207 149V148H206ZM205 149V150H206ZM220 149V148H219ZM81 150V149H80ZM84 150V149H83ZM84 150V151H85ZM166 150H167V148H166ZM178 150V149H177ZM180 150V149H179ZM185 151H187V150H189L190 151V154H191V151H192V149H186V147H185V149H184ZM195 150V149H194ZM205 150H202L201 149V151H199V152H202V154L204 153V155H205ZM237 150V149H236ZM21 151V150H20ZM83 151V152H84ZM130 152H131V150H129ZM149 151V150H148ZM152 151V150H151ZM157 151V150H156ZM161 151V150H160ZM168 152L170 151V150H167ZM182 151V150H181ZM184 151V153H186L187 155H188V153L187 152H185ZM196 151V150H195ZM256 151H258V149L256 150ZM16 152V151H15ZM14 152V153H15ZM80 152H82V151H80ZM117 152H120V153H117ZM153 152V151H152ZM165 152V151H164ZM192 152H194V151H192ZM206 152H207V150H206ZM239 153H240V151H238ZM8 153V152H7ZM10 153V152H9ZM7 154V155H5L6 157L5 158H7V156L9 155L10 156V159L12 158L11 156H14L15 154H16V156H15V159H16V157L18 158L19 156H17L18 154H22V152H18V154L17 153H13V155H11V153L10 154ZM154 153V152H153ZM172 153V152H171ZM173 153H174V151H173ZM176 153V152H175ZM174 153V154H175ZM179 153V152H178ZM180 153H182V152H180ZM195 153V152H194ZM198 153V152H197ZM237 153V152H236ZM249 153V154H250ZM25 154V153H24ZM24 154H22L23 156H24ZM88 154V155H87ZM125 154V155H124ZM159 154V153H158ZM183 154V153H182ZM200 154V153H199ZM201 154V155H202ZM245 154V155H244ZM21 155V156H22ZM157 155V154H156ZM166 155V154H165ZM169 155V154H168ZM192 155H194V154H192ZM235 155V154H234ZM237 155V154H236ZM8 156V157H9ZM22 156V157H23ZM25 156H29V157H25ZM25 160L27 161H32L31 159H33V158H35V160L34 161H37L36 160V158L38 159V156L36 157H32V156H30V155H27V154H25ZM61 156V155H60ZM64 156V155H63ZM120 156V155H119ZM172 156V155H171ZM181 156V155H180ZM186 156V155H185ZM190 156V155H189ZM197 156V155H196ZM203 156V155H202ZM242 156V157H243ZM62 157V156H61ZM85 157V156H84ZM166 157V156H165ZM169 157V156H168ZM212 157V156H211ZM261 157V156H260ZM4 158V157H3ZM158 158V157H157ZM162 158V157H161ZM171 158H173V157H171ZM14 159V158H13ZM19 159H21L22 160V158H19ZM18 159V160H19ZM24 159H23V162H24ZM123 159V158H122ZM167 159V158H166ZM177 159V158H176ZM9 160V159H8ZM39 160V159H38ZM59 160V159H58ZM127 160V159H126ZM157 160V159H156ZM158 160H159V158H158ZM56 161V160H55ZM76 161V160H75ZM160 161V160H159ZM162 161H164V160H161L160 162H162ZM168 161H169V159H168ZM167 161V162H168ZM239 161H241V160H239ZM1 162V161H0ZM72 162H74L73 160H72ZM118 162H119V160H118ZM166 162V161H165ZM180 162V161H179ZM31 163V162H30ZM54 164H55V162H53ZM69 163H71V161L69 162ZM36 164V163H35ZM38 164V163H37ZM36 164V165H37ZM49 164V163H48ZM47 164V165H48ZM50 164H52L51 162H50ZM53 164V165H54ZM57 164V163H56ZM76 164V163H75ZM79 164V163H78ZM169 164V163H168ZM208 164V163H207ZM210 164H208V165H210ZM217 164V165H218ZM224 164V165H225ZM0 165H1V167L2 166H6L4 163H0ZM31 165V164H30ZM30 165H28V167L30 166ZM33 165V164H32ZM58 165V164H57ZM67 165H68V163H67ZM74 165V164H73ZM80 165V164H79ZM87 165V166H88ZM175 165V164H174ZM181 165V164H180ZM52 166V165H51ZM48 167L49 169L50 168H55L56 166H53V167ZM66 166V165H65ZM78 166V165H77ZM177 166V165H176ZM175 166V167H176ZM182 166H183V164H182ZM197 166V165H196ZM204 166H207V165H204ZM203 166V167H204ZM212 166H214V165H212ZM220 166V165H219ZM228 166V165H227ZM44 167H46V166H44ZM61 167V166H60ZM60 167H59V169H60ZM82 167H84V165H82L81 164V167L80 168H82ZM96 167V168H95ZM105 167V169L106 170H108V168L110 167L112 170H114V171H101L100 169L101 168H104ZM173 167V166H172ZM175 167H173V168H175ZM178 167V166H177ZM185 167V166H184ZM189 167V166H188ZM200 167H202V166H200ZM210 167V166H209ZM215 167V166H214ZM3 168V167H2ZM53 168V169H54ZM78 168H79V166H78ZM84 168H87L86 166L84 167ZM83 168V171L85 172V169ZM43 169V168H42ZM45 169V168H44ZM57 169V168H56ZM62 169V168H61ZM71 170L72 169V172H73V168H71L70 166H67V167H64V170L62 169V170H56V171H54V172H52V174L51 175H53L54 173L56 174V177H61L60 179H59V181L60 180H63L62 178H63V176H65L66 177V172L68 171V170ZM75 169V171H76V167L74 168ZM89 169V168H88ZM88 169H86L87 171H88ZM176 170H177V168H175ZM182 169V168H181ZM186 169V168H185ZM184 168H183V170H185ZM196 169H198V168H196ZM206 169H208V168H206ZM78 170V169H77ZM82 170V169H81ZM80 170V171H81ZM37 171V170H36ZM42 171V170H41ZM44 171V170H43ZM75 171H74V173L72 174V175H74L75 174ZM146 171H151V173H148L147 175H145L146 174ZM175 171V170H174ZM182 171V170H181ZM192 171V170H191ZM50 172V171H49ZM71 172V171H70ZM76 172H78V171H76ZM177 172V171H176ZM179 172H180V169H179ZM179 172L178 173H176V175H178L179 174ZM32 173H33V171H32ZM69 173V172H68ZM67 173V174H68ZM79 173V172H78ZM81 173V172H80ZM172 173V172H171ZM221 173V172H220ZM54 174V175H55ZM85 174H87V172L85 173ZM183 174V173H182ZM187 174V173H186ZM189 174V173H188ZM216 174V173H215ZM36 177H35V176ZM39 175V174H38ZM44 174L42 173V176H43ZM53 175V176H54ZM71 175V174H70ZM69 175V176H70ZM71 175V176H72ZM97 175H98V177H97ZM99 175L101 176V177H99ZM175 175V176H176ZM179 175H181V174H179ZM178 175V176H179ZM30 176H32V175H30ZM42 176H41V178H42ZM69 176H67V177H69ZM70 176V178H72ZM84 176V177H83ZM174 176V175H173ZM181 176H183V175H181ZM186 176V175H185ZM188 176V175H187ZM44 177H45V175H44ZM102 177H104V178H102ZM190 177H192V176H190ZM189 177V178H190ZM199 177V176H198ZM21 178H23V176L21 177ZM40 178V177H39ZM54 178H55V176H54ZM177 178V177H176ZM180 178V177H179ZM183 178V177H182ZM188 178V179H189ZM45 179V178H44ZM67 179V178H66ZM173 179V177L171 176V180ZM18 180V179H17ZM175 180V179H174ZM181 180V179H180ZM4 181V180H3ZM7 181V180H6ZM11 181V180H10ZM21 181V180H20ZM40 181V180H39ZM42 181V180H41ZM55 181V180H54ZM57 181V180H56ZM59 181H57V182H59ZM150 181H152V182H154V183H152V182H150ZM173 181V180H172ZM172 181H170V182H172ZM12 182V181H11ZM11 182L9 183V184H11ZM19 182V181H18ZM22 182V181H21ZM38 182V181H37ZM45 182V181H44ZM61 182V181H60ZM176 182V181H175ZM174 182V183H175ZM188 182V181H187ZM3 183V182H2ZM24 183V184H25ZM34 183V184H33ZM146 183H148V184H146ZM151 183V184H150ZM164 183H166V182H164ZM163 183V184H164ZM181 183H183V182H181ZM8 184V183H7ZM168 184V183H167ZM166 184V186H167V188H168V186L169 185H167ZM170 184V186H172V185H174V184H172L171 185V183H169ZM178 184V183H177ZM1 185H3V184H1ZM38 185V183L34 186V187H36ZM48 185H49V183H48ZM180 185V184H179ZM39 186V185H38ZM44 186V185H43ZM51 186V185H50ZM53 186V185H52ZM56 186V185H55ZM158 186V185H157ZM163 186V185H162ZM162 186H159V187H161L162 188ZM0 187H2V186H0ZM3 187H4V185H3ZM7 187V186H6ZM6 187L4 188V191H6L5 189H6ZM175 187V186H174ZM37 188V187H36ZM48 188V187H47ZM53 188V187H52ZM146 189L145 191H143L144 189ZM8 189V188H7ZM38 189H39V187H38ZM49 189V188H48ZM143 189V190H142ZM160 189V188H159ZM166 189V188H165ZM154 190V191H153ZM162 190H163V188H162ZM168 190V189H167ZM171 190V189H170ZM173 190V189H172ZM166 191V190H165ZM7 192H9V191H7ZM7 192H4L5 193V196L8 194ZM155 192V193H154ZM7 193V194H6ZM18 193V192H17ZM160 193H161V191H160ZM162 194V193H161ZM16 195V194H15ZM3 196H4V194H3ZM2 197V194H1V196H0V198ZM48 197H50L51 199H49ZM164 197V198H163ZM46 198H48V199H46ZM2 199V198H1ZM11 199V200H10ZM2 201V200H1ZM1 201H0V203H1ZM18 203L19 204H21L22 206H20V207H22L21 209V212H19V213H12V212H10V211H8L9 210V207L10 206H14L15 204H16V206L18 205ZM76 204V206L79 204V205H82L81 206V208L82 207H85V209L86 208H88V209H92V208H96V210L98 209V212H101V216L100 215H98V214H96V212H94L95 214H96V216L97 217H99L100 216V218H99V220L98 219H95V220H98V222H95L94 221V219L93 218H91V217H89L88 216V214L90 213L91 214V212H88L87 213V216L92 220L93 219V221L95 222V223H93V221L91 222V221H88L86 218L85 219H82L81 217H80V215H79V217L81 218H75L76 217V213H79V212H77V210H75V214L73 213L72 214V216H70V214H68V213H70V211L69 212H67V209L68 208H72V207H76V206H74ZM1 205V204H0ZM3 206V205H2ZM133 206H137V209L136 210H139L140 209V214L138 215V216H135L134 215V217H132V216H130V215H132L131 213H128V214H130L129 216L126 214L127 212H130L129 210H127V209H130V207H133ZM1 207V206H0ZM15 207V206H14ZM13 207V208H14ZM135 207H133V208H135ZM1 208V209H2ZM139 208V209H138ZM18 209H19V207H18ZM77 209V208H76ZM87 209V210H88ZM132 209V208H131ZM10 210H12V208H10ZM17 210V209H16ZM72 210V209H71ZM82 210H83V208H82ZM80 210V212H85V210ZM86 210V211H87ZM93 210V209H92ZM95 210V211H96ZM100 210V211H99ZM125 210H127V212H125ZM133 210L134 209H132V212H133ZM2 211V210H1ZM14 211V210H13ZM19 211V210H18ZM72 211H74V210H72ZM90 211V210H89ZM56 213V212H58L59 213V215L61 214L62 215V218L60 217H58V214L57 215H55L54 216V218H56V219H53V220H51V221H49V222H47L46 223V221L45 222H39L40 220H37L38 219V217L40 216V215H43V214H49L48 216H50V214L52 215L53 213ZM93 212V211H92ZM138 212V213H139ZM93 213V214H94ZM81 214V213H80ZM60 215V216H61ZM69 216L68 218H67V220H62V219H65V218H63L64 216ZM53 216V215H52ZM85 216H86V212H85ZM84 216V217H85ZM94 216V215H93ZM41 217H43V216H41ZM40 217V218H41ZM2 218V217H1ZM33 218V219H32ZM37 218V219H36ZM48 217H46V219H47ZM51 218V217H50ZM50 218H48V220H50ZM43 220H44V217L42 218ZM19 220V221H18ZM24 221V220H23ZM23 221H22V223H23ZM24 221V222H25ZM7 223V226L9 225ZM14 223V224H13ZM211 223H214L215 225H218V226H215V227H212L211 228ZM21 224V223H20ZM3 225V224H2ZM1 225V226H2ZM5 225H6V223H5ZM12 225V226H11ZM4 226V225H3ZM20 226V225H19ZM213 226V225H212ZM6 227V226H5ZM2 228V230H6V229H3L4 227H1ZM0 228V229H1ZM19 229H21V230H24V224H23V226L22 227H20ZM2 230H1V232H2ZM17 231H19V230H17ZM7 232V231H6ZM9 232H11V231H9ZM20 232V231H19ZM18 232V233H19ZM4 233H5V231H4ZM20 234V235H21ZM30 235V236H31ZM39 236V237H40ZM41 236V237H42ZM29 237V236H28ZM33 237V236H32ZM25 238V237H24ZM35 238V237H34ZM37 238H38V236H37ZM24 240V239H23ZM36 240V239H35ZM24 242H25V240H24ZM165 242H168V244L169 245H171V247L170 248H172V249H169L168 250V248H166L167 250H165V249H162V248H165V246L163 245V243H165ZM28 243V242H27ZM31 244V243H30ZM166 245V244H165ZM26 246H30V245H26ZM226 246H228V248L230 247V251L228 250V252H227V254H226V258L224 257H222L223 259H221V256H222V254H223V251H224V249H226ZM37 247V248H36ZM143 247H146V249H145V253H143V251H141V248H143ZM31 248V247H30ZM35 248V249H34ZM28 250V249H27ZM34 250V251H33ZM137 250V251H136ZM164 250V251H163ZM258 250H261V252H259ZM139 251H141L140 253H138ZM225 252V251H224ZM24 253V252H23ZM138 253V254H137ZM22 254V253H21ZM27 254V253H26ZM140 254V255H139ZM20 255V254H19ZM30 255V256H31ZM138 255V256H137ZM224 255V254H223ZM23 256V255H22ZM16 257H18V256H16ZM21 257V256H20ZM24 257H22L21 259H23ZM209 258L211 259V260H209ZM24 259V260H25ZM9 263H10V261H8ZM201 262V263H200ZM17 263V262H16ZM18 263V264H19Z\"/></svg>","mask_w":264,"mask_h":264},{"label":"rangeland","instance_id":"2","mask_svg":"<svg viewBox=\"0 0 264 264\" xmlns=\"http://www.w3.org/2000/svg\"><path fill=\"white\" fill-rule=\"evenodd\" d=\"M78 1V2H77ZM0 0V115H1V117H0V129H2V130H4V131H6V130H8V131H10L11 130V132H8L7 131V133L5 132V135H6V138L8 137V135H13L14 137H15V135H16V139L20 142H17V141H15V139H14V137L13 136H9L8 138L10 139H8L9 141H10V143L7 141V143H4L5 144V147L7 146V144L9 145L8 147H7V151H5L6 153L5 154H3L4 153V151H2L3 153H2V155H3V157L2 156H0V161L2 162V163H4L6 166L4 167V166H2L1 167V165H0V186H2V187H0V196H1V194H2V199L0 198V201H1V207H0V228L1 227H4L3 229H6V230H2V228L0 229V264H18L19 262L20 263H22V261L21 260H23V261H26V259H25V257L26 256H28L29 254L31 255V250L33 249V247H35L36 245H34V244H37L38 242H40V243H42V241H43V239H44V236H46V235H44V236H40V235H38L37 234V236H38V238H37V236L35 235L36 233H34V232H32L33 233V235H31V234H29L28 236H27V234H28V232L29 233H31V231H27L26 232V230H25V228H26V226H25V223H27L28 221H25L26 219H24V217L23 218H20L22 221H23V223H22V221H19V224L16 226V228H20V227H22L23 226V224H24V230H21V229H17V230H19V231H17L16 229H15V225H13V227L11 228L12 230H8L7 229V227H9L10 226V224L8 223V221H6L5 223H6V225H5V223H4V221H5V218L3 217L4 215L2 214V216H1V213H3V208H5L4 207V204H5V201H6V199H4L3 200V198H7V196L9 195V197L11 196V194L13 195V197L11 196L10 198H14V199H16V197H17V195H19L22 191H23V189H21L22 187L25 189V185H26V183L25 182H23V180L24 181H26L27 180V178L28 179H31L32 177H33V174H34V171H35V175L37 176V179L38 180H36L35 181V184L34 185H31L32 187L31 188H35V190L37 189V192L40 190L41 191V189L43 188L44 189V187H46L45 188V190L48 192L49 190H50V188H51V190L48 192V194L50 195V197H51V195L52 194H54L55 192H56V190H57V187L59 186V184H62L63 183V181L64 180H66V182L68 181H70L69 179H72L73 180V177L76 175V174H80V175H89L88 173H90V170H91V168H92V166L91 165H88V164H85L84 162H83V160L85 161L86 160V154L85 153H87L86 152V150L85 149H87V147L88 146H90V145H94V144H97V143H99L100 141L102 142L103 140H105L106 138V135L107 136H109L108 134H106V135H104V136H100V137H98V133L100 132V131H102L100 128V126H98V127H96L95 125H92V122L91 121H88V119L90 118V116L91 115H95V112H97L96 111V109H97V107L98 106H96V105H98L97 103H95L96 102V100H95V98L98 96V94H99V92L100 91H103V89H102V87L101 86H98V83L96 82V83H94L93 81H95V80H97V79H101V78H103V79H108L107 77H109L108 75H110L111 73L112 74H114L115 72H112L114 69L113 68H111V67H113L112 65L114 64V62H112V59L114 58V56H116V54L114 53V52H112L111 50H112V46L111 45H113L112 43H114V42H112V41H114V40H110V36H109V38H108V34L110 35L112 32V30L114 31V34L112 33L111 35H112V39H115V41H118V35L117 34H119L121 31H120V28H119V26H120V23H121V19L122 18H124L125 16H126V18L130 21L131 19L133 20V19H136V20H133L134 22H132V20H131V23H136V25L135 24H132L133 26H132V29L130 30H128V28H130L131 26L129 25L128 26V28L126 29L127 31V34H130L131 36L133 35V34H135V35H137V33H139L138 34V36H134V38L136 37H138V38H140V33L141 32H143L144 33V31H145V37H144V35H143V33H142V35H143V37H141L140 38V41L138 40V38L136 39L135 38V40L137 41V43L135 42V41H133L132 40V38L130 37V36H128V38H129V40H132V43L133 42H135V44H134V47H132L133 48V50L131 51V53L132 52H134L135 53V55H134V53H132L133 54V57L134 58H136V60H137V58H139V56L137 57L136 55L138 54V52H139V54L141 55L140 56V58H139V60H133V63H131V62H129L130 64H132V65H130L129 67H130V69H129V67H127L128 65H129V63H127V61L126 60H122V57H118V56H116V58H118L117 60L119 61V60H121L120 61V63H122V62H125V65H126V67H125V69L127 70V72H125V73H128L129 74V78H132L131 76H133L134 77V75H136V73L139 71V72H141L140 70L142 69V72H145V73H142L141 75H140V78H138L137 76H139L138 75V73H137V76H135V78L137 77V79H135V78H133V80H131V79H129L128 78V74H125V73H123V74H125V75H120L121 76V79H123L124 78V80L127 78L128 80H126L125 82H127L128 81V85L129 86H131V87H129V86H125L124 87V89H123V91L121 92V91H118L117 93L120 95V97L122 98L123 97V100H125L126 98H131L132 97V95L134 96H138V99H139V95L142 93V95L143 94H146L145 92H146V90L148 91V92H150V91H152V92H150V93H152L153 95H154V100H156V101H165V103L164 104H166L167 103V101H169V100H171V101H169V102H171V103H167L168 105H164V107H170V106H172V107H174V105L176 106V107H180L179 108V112L180 111H182L185 115L187 114L189 117H187V115L185 116V115H183V113L182 112H180L181 113V115H179L180 113L178 112V108L177 109H175L176 110V112H174L175 113V117L177 118V119H183L182 118V115H183V117L184 118H186V119H183L182 120V122L180 121V120H178V122H176L177 121V119L176 118H174V116L173 117H167L166 118V116L164 117H160L159 119L161 120L162 118H164V120L165 119H167L164 123H163V121H160L158 118L156 119L157 121H158V123H160V124H157V121L156 122H153L152 124V126H153V128L154 127H156V128H158V127H160V126H162V125H170V124H172V123H169V122H176V124L177 123H180V124H178L177 126H176V124L175 123H173V130H174V128H175V131L173 132V130H170L169 128L167 129L166 128V126L164 127V128H162V129H165L166 128V130H161V127L160 128H158V129H160L161 130V132L158 130V129H155V131H154V129H153V131L151 130V131H145V129H143V131H142V128H144V125L143 126H141L140 125V122H137V121H139L140 120V118H138V116H136V117H133V119H132V117H130V119L128 118V119H126L127 121H129V123L125 120V121H122V123L124 124V127H126V126H128L129 125V130H132V128H133V130L132 131H126V132H128L129 134H132V135H137V136H144V134L145 135H151V136H153V135H155V137H157L158 139H163V140H165V141H167V142H169L168 140V137L171 139V140H173V141H178V142H180L179 144L180 145H183V144H185L184 146H182V147H184V148H182V147H175V146H171L172 148H170V149H168V145H164V146H161V148L162 149H159L160 148V146L158 147V148H154V150H153V148L151 149V147H149V146H147V147H145L144 145L142 146V144H137L136 143V146H135V144L134 143H132V144H130L129 146H128V148H127V150H126V156H124L123 157V155H121V154H119V155H117V157L116 156H114L115 158H114V161H113V163H112V169H114L115 170V168L116 169H118L117 171H119L120 169H119V167L120 166H115L116 165V163L119 165V163L121 164V166H122V164H124L125 163V165H127V163H128V159L132 156V155H138V154H140V153H145L146 151L145 150H147V152H150V154L151 155H153V156H156V158L154 159V162L156 161L157 163L159 162V163H163V165H164V167L166 166V168L167 167H169L168 165H171L169 168H167V170H171V168L172 169H174V170H172L171 172H170V170L168 171V172H170V174L169 173H167V177H166V179L164 180V182H166V183H162V184H160V183H154V182H152V181H150V182H152V183H154V184H157V185H155L156 187H158V188H155L154 190H156V193H157V190H158V194H159V196L161 197V195L162 196H168L167 194H170V193H172L173 191H174V189L176 188L177 189V186H180L179 188H181V186H183L184 184H185V182H186V184L185 185H187L188 183H190L191 181H192V179H193V176H194V180H193V182L195 181V179H196V181L197 180H199V179H197V178H201V176H202V178L201 179H203V178H206V175H208V172L210 173L211 171L212 172H215V173H212V174H209V175H220V174H224L226 171H228V169H227V167H229V164H221V162H219V164L217 165L216 163H214V164H210L209 162H207L206 160H208L209 158H211V159H215V158H218V157H224V156H228L229 155V153L231 154V156H232V154H233V156H234V158L236 159V160H238V158L237 157H239V160H241V161H239L238 160V162H236V164L237 163H243V162H250L251 160L253 161V159L255 160V158L256 159H259V158H262L263 156H264V106H263V104L262 103H264L263 101H264V95H262V94H258V90H261L260 92H264V87H262V88H259V87H254L253 86V84L251 83V82H249L248 80H246L245 81V79H244V72H245V70H244V68L245 67H242L241 65V61L240 60H235L234 62H232V63H230L229 65H227V68H232L233 70H232V72L230 71V73H232L233 74V76H235V74H238V73H236V72H240L239 73V77H240V79H242L241 81V83L239 84V88H238V83H239V81L237 80V83H236V81H233L232 83H234V85H236L235 86V88H234V85H232V87L234 88L233 90L231 89V86H224L225 84L227 85H231L232 83L230 82V81H232L230 78L232 77V75L231 74H228L229 76L231 75V77H228V76H224L226 79L228 78V79H230V81L227 79V81L226 80H221V76H218V71H219V69L221 68V67H219L220 65V63L219 62H221L222 60H224V58L222 59V60H219V62H216V60L218 59V57L220 56V54H222L223 53V51L225 50V51H230V49H231V51L233 50V47L235 48V49H237V46H239L240 44L239 43H232L231 41H229V42H231L232 44H234L233 45V47H232V45H231V47L230 46H228V45H230L231 43H229L228 45H225L226 43L225 42H223V40H222V38H224V33L225 32H233V30H238V29H242L243 30V28H245V26H243L242 25V23L244 24V20L242 21V18H240L241 17V14H242V12H243V9H244V11L246 12V7H244L245 6V4H247L246 2H248L249 4H252V3H254V0H125V2H124V0L123 1H121V0H117V2L119 1V4L118 3H112L113 2V0H112V2H111V0H95L94 2H91L90 0ZM83 1V3H82V5H81V2ZM90 1V2H89ZM93 1V0H92ZM106 1H108V3L110 2V3H112V4H110L109 3V5H108V3L106 2ZM159 1V2H158ZM166 2V3H165ZM252 2V3H251ZM78 3H80V4H78ZM88 3H89V5H88ZM90 3H92V4H94L95 6H97V8L99 7V9H101V8H103L104 10H105V8L107 7V5H108V7H112V6H114V5H116V7H112V8H114L115 10H119V7H120V12H121V8L122 9H124L125 11L127 10V9H129V10H127V11H129L130 12V14L132 15L133 13L135 14V17L133 18L130 14V18L131 19H129L128 18V13L129 12H126V13H124L125 14V16H124V14H123V16L124 17H120V18H118V19H112L111 20V17H109L110 15H108V14H110V13H112V11L114 10H112V8L110 9V8H108V9H110V10H108L107 8V10H106V12L108 11V12H110V13H106L104 10L102 11V9H101V11L102 12H105L107 15H108V18L110 19H108L107 17H105V13H103L104 14V16H103V14H102V12L99 10V9H97L95 6H92V4H91V8H89L90 7ZM97 3V4H96ZM107 3V4H106ZM245 3V4H244ZM114 4V5H113ZM118 4V5H117ZM84 5V6H83ZM112 5V6H111ZM106 6V7H105ZM11 7V8H10ZM80 7V8H79ZM86 7V8H85ZM92 7H95L94 8V11H93V9H92ZM124 7V8H123ZM16 8V9H15ZM117 8V9H116ZM149 8H150V10H149ZM8 9H10V11L8 10ZM14 9V10H13ZM88 9H90V10H88ZM92 9V10H91ZM96 9V10H95ZM142 9V10H141ZM101 12H99V11ZM112 10V11H111ZM124 10H122V11H124ZM139 12H138V11ZM145 10H146V15L145 16H143L144 14H145ZM7 11H9L10 12V14L12 13V17H7V15L9 14V12H7ZM15 11V12H14ZM64 11H65V13H64ZM68 11H70L72 14L70 15H68ZM92 11V12H91ZM134 11V12H133ZM138 13H137V12ZM161 11H162V13H161ZM131 12H133V13H131ZM245 12H243V14L245 13ZM8 13V14H7ZM64 13V14H63ZM127 14V15H126ZM136 14H139L140 16H141V18H140V16H136ZM67 15V16H66ZM76 16V18H75V20H73L74 18H72L71 16ZM106 15V16H107ZM9 16H11V15H9ZM66 16V20L63 18V17H65ZM70 16V17H69ZM240 16V17H239ZM243 16V15H242ZM140 19H138V18ZM239 17V19L240 20H238L237 18ZM7 18H10L11 20H9V19H7ZM77 18H79V20H81V21H78V19ZM69 19H71L70 21H75L76 22V24H75V22H70L69 21ZM100 19H102V20H100ZM103 19H108V21H106V20H103ZM121 20V21H117V20ZM126 19V20H127ZM237 19V20H236ZM114 20V21H113ZM137 20H139V21H137ZM104 21V22H103ZM106 21V22H105ZM110 21V22H109ZM111 21H112V23L114 24L115 22H118V25H117V23H115L114 24V26H113V24L111 23ZM136 21V22H135ZM238 21V22H237ZM108 22V23H107ZM240 22H242V23H240ZM56 23V24H55ZM104 23V24H103ZM106 23V24H105ZM111 23V24H110ZM60 24V25H59ZM84 24V26H82ZM108 24H110V25H108ZM238 24V25H237ZM239 24H241V25H239ZM58 25V26H57ZM78 25V26H77ZM116 25V26H115ZM57 26V27H56ZM81 26V27H80ZM105 26H107V28H105ZM111 26V27H110ZM113 26V27H112ZM236 26L238 27V29L236 28ZM55 27V28H54ZM84 27H86V28H84ZM235 28V29H233L232 30V28ZM85 29V31H86V29L88 30V32L90 31V33L92 32V34H90V33H86V32H84V30H82V29ZM110 28V30H108ZM112 28V29H111ZM119 28V29H118ZM107 29V30H106ZM142 29H143V31H142ZM229 29H231V30H229ZM117 30V31H116ZM137 30V31H136ZM227 30H229V31H227ZM80 31V33H78ZM116 31V32H115ZM129 31V32H128ZM146 31H147V35H146ZM215 31V32H214ZM221 31H224L223 32V34L221 33L220 35L221 36H223V37H221V40H222V42L221 43H225V44H220L219 43V39H218V37H220V35H218ZM82 32H84L85 34H83ZM107 32V33H106ZM110 32V33H109ZM137 32V33H136ZM104 33V34H103ZM106 33V34H105ZM116 33V34H115ZM156 33V34H155ZM211 33V34H210ZM212 33H213V36L214 37H216V36H218L217 37V39L215 40V42L217 41L218 43H215L214 42V44L217 46H219V48H218V46L216 47L217 48V50H216V48L214 49L213 47H214V45L212 46V45H208V44H210V43H213V42H210V41H213L215 38L212 36ZM217 34V35H215V34ZM245 33V32H244ZM88 34V35H87ZM126 34V33H125ZM226 34L228 35V33H225V37H226ZM90 35V36H89ZM96 35H97V37H99L98 39L100 40V39H102L100 42H99V44L98 45H96V44H94V43H98V42H92V41H97L98 39L96 38ZM102 35H103V38H102ZM155 35V36H154ZM158 35V36H157ZM209 35H211L212 36V39H209L210 38V36ZM229 35H230V33H229ZM228 35V36H229ZM114 36V37H113ZM132 36V37H133ZM149 36V37H148ZM10 37H11V39H10ZM83 39H82V38ZM93 37V38H92ZM94 37H95V39H94ZM101 37V38H100ZM109 39H107V38ZM148 37V38H147ZM159 37V38H158ZM86 38H88V39H86ZM107 40H106V39ZM117 38V39H116ZM157 38V39H156ZM214 38V39H213ZM8 39V40H7ZM31 41H30V40ZM84 39H86V40H84ZM90 39H92V40H90ZM94 39V40H93ZM147 40V41H145V40ZM159 39V40H158ZM208 39V40H207ZM7 40V41H6ZM12 40V41H11ZM38 42H37V41ZM84 40V41H83ZM89 40H90V42H89ZM105 40V42H103ZM152 40H154V43L152 42ZM6 41V42H5ZM33 41V42H32ZM36 41V42H35ZM87 41V42H86ZM107 41H108V43H107ZM109 41H111L110 42V46L108 45L109 44ZM170 41H171V44H170ZM83 42H85V43H83ZM102 42L103 43H105L106 45H104L103 46V44H102ZM146 44H145V43ZM150 44H148V43ZM151 42V43H150ZM206 42H208V44L206 43ZM33 43V44H32ZM35 43L37 44V45H35ZM83 43V44H82ZM90 43V44H89ZM91 43H93L94 45H92ZM142 43V44H141ZM153 43V44H152ZM174 43V44H173ZM228 43V42H227ZM84 44H85V46H84ZM141 44V45H140ZM143 44H145L146 46H148V47H145ZM148 44V45H147ZM152 44V45H151ZM220 44V45H219ZM90 46L91 47V49L88 47V46ZM96 45V46H95ZM99 45H101L99 48H96L95 49V47H98ZM144 47H143V46ZM207 45V46H206ZM223 45H224V47H223ZM62 46V47H61ZM81 46H83L82 48H81ZM93 46H94V48H93ZM102 46H103V48H102ZM221 46V47H220ZM225 46H228V47H225ZM108 47V48H107ZM138 47V48H137ZM144 49H143V48ZM149 47H151L150 49H145V48H149ZM18 48V49H17ZM60 48V49H59ZM87 48V49H86ZM89 48V49H88ZM104 48H105V50H104ZM107 48V49H106ZM210 48V49H209ZM213 48V49H212ZM239 48V47H238ZM3 51H2V50ZM16 49V50H15ZM34 49V50H33ZM84 49V50H83ZM102 49H103V52H102ZM141 50L142 52H140V50L139 51H135V50ZM154 50V52H153V50ZM206 49V50H205ZM208 49V50H207ZM109 50V51H108ZM144 50H147V51H144ZM216 50V51H215ZM84 51V52H83ZM92 51V52H91ZM222 52V53H218V52ZM224 51V53H226ZM156 52V53H155ZM171 52H173V53H171ZM242 51H240V53H241ZM93 53V54H92ZM95 53V54H94ZM103 53V54H102ZM107 55H106V54ZM108 53H112V54H110V55H113V53H114V55H113V58H112V56H111V59H109L110 58V55L108 54ZM143 53H144V55L145 56H147V57H145L144 55H143ZM152 53H155L154 55L152 54ZM216 53L219 55H216ZM233 53V54H232ZM231 54V56H233V57H235V55L236 56H238V54H240L239 52H232ZM3 54V55H2ZM26 54V55H25ZM92 54V55H91ZM102 54V55H101ZM138 54V55H139ZM146 54H148V55H146ZM151 54V55H150ZM175 54V55H174ZM215 54V56H218L217 58L215 57V56H213ZM84 55V56H83ZM91 55V56H90ZM97 55V56H96ZM100 55V56H99ZM142 55L144 56V58L142 57ZM25 56V57H24ZM105 56V57H104ZM136 56V57H135ZM212 56V57H211ZM61 59H60V58ZM64 57V58H63ZM104 58V60H103V58ZM109 57V58H108ZM150 57H151V60H148V59H150ZM211 57V58H210ZM214 57V58H213ZM71 58V59H70ZM80 58V59H79ZM98 58V59H97ZM131 58H132V56H131ZM134 58H132V59H134ZM142 58L144 59V60H142ZM211 59V61H210V59ZM227 58V57H226ZM225 58V60H227ZM25 59V60H24ZM52 59V60H51ZM56 61H55V60ZM83 59V60H82ZM115 59V58H114ZM113 59V61H117L116 59L114 60ZM132 59L130 60V61H132ZM145 59H147V60H145ZM209 61H208V60ZM213 59H216V60H213ZM73 60V61H72ZM75 60V61H74ZM77 60V61H76ZM82 60V61H81ZM94 60V61H93ZM97 60V61H96ZM207 60V62H209V64L210 65H208L207 67H205V65H207L206 64V61ZM213 60V61H212ZM102 61V62H101ZM117 61V62H118ZM140 61H141V64L139 65V63H140ZM143 61V62H142ZM147 61V62H146ZM203 61H204V64H203ZM19 63V65H17L16 66V63ZM77 62H78V64H77ZM93 62V63H92ZM95 62V63H94ZM97 62H99V63H97ZM101 62V63H100ZM108 64H107V63ZM135 62V63H134ZM138 64H137V63ZM144 62H146L145 64H147V65H145L144 64ZM165 62V63H164ZM168 63V65H167V63ZM176 62H177V64H178V62H180L181 64H178L179 66L181 65V67L182 68H184L185 66H183V65H188V67L189 68H187V66L185 67V69L187 68V70H183V72H182V70H180L181 69V67H180V69L178 68V70H180L181 72H179L178 70H177V68H173V66H175V64H176ZM186 62V63H185ZM212 62H216V63H218L217 65H213L214 63H212ZM237 62V63H236ZM240 62V63H239ZM17 63V64H18ZM42 63H43V65H44V63H46L47 65H49V66H47V68L49 69H47L45 72L47 73V74H50V75H48L49 77H47V74H45V79L44 80H42V78H41V80L43 81V83H42V81H40L41 83H42V87H40V89H42V94H43V96H39V97H37L38 96V94H37V92H34V91H36V88H34L35 86H37L36 84L37 83H39V81L38 80H40V79H38L37 81H36V84H33V85H31V86H29V92L30 93H28L27 91V89H26V91L25 92H21V91H23V90H25V89H23V88H25V81L26 80H24V79H26V77H25V73L26 72H24L25 70L26 71H34V69L33 68H35V70H37L38 68V70H40L41 69V67H42ZM69 63V64H68ZM81 65H80V64ZM97 63V64H96ZM150 63V64H149ZM155 63H158V65L157 64H155ZM173 63V64H172ZM175 63V64H174ZM184 63V64H183ZM215 63V64H216ZM234 63V64H233ZM51 64H54L53 66L51 65ZM58 64V65H57ZM61 64H63V65H61ZM72 64V65H71ZM76 66H75V65ZM88 64V65H87ZM92 64H93V66H92ZM97 65V66H95V65ZM112 64V65H111ZM134 64V65H133ZM137 64V65H136ZM160 64H165L164 65V67H163V65H161L160 66ZM177 64H176V66H177ZM213 66H212V65ZM235 64H238L237 66H239V64H241L239 67L240 68H238ZM55 65H57V68L58 69H56V66ZM74 65V66H73ZM78 65H79V67H78ZM108 65V66H107ZM144 65V66H143ZM149 65H151V67L149 66ZM156 65V66H155ZM173 65V66H172ZM26 66V67H25ZM37 66H39V67H37ZM62 66V67H61ZM64 66H66V67H64ZM70 66V67H69ZM72 66L73 67H76L75 68V70H74V68H72ZM104 66V67H103ZM109 66H110V68H109ZM137 68H136V67ZM138 66H140V67H138ZM146 66H148V67H146ZM154 66V67H153ZM158 66V67H157ZM165 66H166V68H167V66H169L170 68H173V69H170L169 70V68H165ZM179 66H177V67H179ZM230 66V67H229ZM23 67H25V68H23ZM45 67V66H44ZM87 67V68H86ZM90 67V68H89ZM101 67V68H100ZM106 67V68H105ZM142 67V68H141ZM146 67V68H145ZM155 67H156V71H154V69H155ZM159 67H161V69L159 68ZM162 67H163V72H162ZM202 67H204V68H202ZM241 67L243 68L242 70H241ZM20 68V69H19ZM23 68V69H22ZM28 68V69H27ZM30 68V69H29ZM69 68V69H68ZM70 68H72V69H70ZM89 68V69H88ZM135 68V69H134ZM140 68V69H139ZM144 68V69H143ZM149 68V70L150 71H148L147 69ZM154 68V69H153ZM165 68V69H164ZM231 68L229 69V70H231ZM59 69L61 70V72H59ZM66 69V70H65ZM80 71H79V70ZM83 69V70H82ZM87 69V70H86ZM91 69H92V71H91ZM113 69V70H112ZM129 69V70H128ZM137 69H139V70H137ZM152 69H153V71H152ZM175 69V70H174ZM236 69H238V70H236ZM19 70H21V71H19ZM23 70V71H22ZM53 70H55V71H53ZM58 70V71H57ZM68 70V71H67ZM71 70V71H70ZM74 70V71H73ZM85 70H86V72H85ZM98 70V71H97ZM110 70V71H109ZM133 70V71H132ZM144 70V71H143ZM158 70L160 71V72H158ZM173 71L174 70V74H172V75H174L173 77H172V75H169L170 74V72L169 71ZM192 70V71H191ZM67 71V72H66ZM70 71V72H69ZM78 71V72H77ZM106 71H107V73H106ZM116 71V75L114 74V75H110L111 76V78L113 79V78H115L119 73H118V70H115ZM129 71H132V73H135V74H133L132 75V73H129ZM165 71V72H164ZM175 71H177V73L179 74H182V76H180L179 77V79H178V74L175 72ZM233 71H235V73L233 72ZM65 72V73H64ZM75 72H76V74H75ZM79 72H80V75H79ZM85 72V73H84ZM90 72H92L91 73V75L92 76H90ZM94 72V73H93ZM104 72H105V74H104ZM110 72V73H109ZM186 72V73H185ZM217 72V73H216ZM24 73V74H23ZM58 73V74H57ZM60 73V74H59ZM84 75H82V74ZM87 73H89V75L87 74ZM109 73V74H108ZM147 73V74H146ZM160 73H162V74H160ZM164 73H166L165 75H164ZM167 73H168V76H167ZM177 74V76H175L176 74ZM214 73V75L215 74H217L215 77H217V78H213V82L211 81L212 80V78L211 79H209L208 80V82L210 83L209 84V86H208V88H210V90H211V88H212V92L210 91V95H211V93H213V91H214V93H215V95L214 94H212V96L210 97L209 95H208V98L206 99V96L205 97H203L202 96V92H200V95H198L197 96V94L199 93V92H195L196 91V88H195V90H194V92L192 91L191 92V90H189L188 88H186L185 86H186V84L189 82H191V81H194L195 80V78L196 77H201V76H203V77H205V76H209L210 74H213ZM241 73H242V76H241ZM13 74L15 75L14 77H12L13 76ZM64 74V75H63ZM68 74V75H67ZM70 74V75H69ZM72 74H74V76H78V80L76 81V79H75V77L72 75ZM78 74V75H77ZM94 74V75H93ZM106 74H107V76H106ZM140 74V73H139ZM144 74V75H143ZM155 74L156 76L157 75H159V76H154L153 77V75ZM57 75H58V77H57ZM90 76V77H92V78H90V77H88V76ZM98 77H97V76ZM102 75H105L106 76V78H105V76H102ZM24 76V77H23ZM50 76H52V77H50ZM56 76V77H55ZM60 76V77H59ZM66 78H69V76H71L70 78H71V80H69V79H66ZM101 78H100V77ZM120 76H119V78L117 79L118 81H121L122 82V80H120ZM126 78H125V77ZM151 77V80L150 81H148V82H146V80H144L143 79V77ZM161 76V77H160ZM166 76V77H165ZM172 77V78H175V77H177V78H175V80L174 79H169V77ZM237 76V75H236ZM235 76V77H236ZM17 79H16V78ZM61 77H63V79L65 80H67V81H65V83L67 82V83H69L70 81H76V82H79V83H81V85L85 82V81H87V82H85L84 84H83V86H82V88L84 89L85 87H87V88H85L86 90H82V92H84V91H86L87 92V94H89V92H91V90L94 92H91V94H89L91 97H89V96H87V94H86V98L83 96V98L86 100L87 98H90V100L89 99H87V101H83V98H82V95H85V93H83L79 98H82V101H81V99L79 100L78 99V96L77 95H75V93L73 94V95H71V96H73V97H76V98H70V97H68L67 99L65 98V100H63V101H61L62 99H64L62 96L60 97V92H58L60 89H62L63 87H60L59 86V84L58 83H61V82H58V81H62V83L64 82L63 81V79L61 78ZM84 77V78H83ZM85 77H87V78H85ZM97 77V78H96ZM158 77H160V78H158ZM223 76H222V79L224 78ZM11 78H15L16 80V82L14 83V79L12 80ZM49 78V79H48ZM54 78V79H53ZM56 78V79H55ZM89 78V79H88ZM110 78V77H109ZM224 78V79H225ZM51 79V80H50ZM58 79V81H56ZM60 79V80H59ZM62 79V80H61ZM82 79H83V81H82ZM94 79V80H93ZM139 79H141V81L139 80ZM142 79H143V83H142V85H140V83L142 82ZM153 79V80H152ZM154 79L156 80H158V81H154ZM160 79V80H159ZM163 81H162V80ZM177 79V80H176ZM47 80V81H46ZM89 80H90V82H89ZM221 80V81H220ZM244 80V81H243ZM3 81H8V82H6L7 84H9V85H6V83L2 86L1 84H2V82ZM53 83H52V82ZM91 81H92V83L93 84H96V87H95V85L93 86V84H89V83H91ZM138 81V82H137ZM153 81V82H152ZM161 82V84H160V82ZM18 82V83H17ZM25 82V83H24ZM45 82V83H44ZM48 82V83H47ZM132 82V83H131ZM135 82H137L136 83V85H135ZM140 82V83H139ZM156 84H155V83ZM221 82H223V83H221ZM224 82H226L225 84H224ZM244 82H245V85H244ZM246 82H249V83H247L246 84ZM4 83V82H3ZM16 83L19 85V87L21 86L22 87V89H21V87L19 88L20 89V91L19 92H17V86H16ZM52 85H50V84ZM65 83H63L62 84V86H66V84ZM87 83V84H86ZM130 83V84H129ZM133 83H134V85H133ZM148 83V86L146 87V84ZM158 83V84H157ZM217 83V84H216ZM221 83V84H220ZM231 83V84H230ZM24 84V85H23ZM40 84V83H39ZM58 84V85H57ZM87 86H86V85ZM152 84V85H151ZM249 84H251V86L253 87H251ZM41 85V84H40ZM48 85H50L51 87H47ZM91 85V86H90ZM145 85V86H144ZM154 85H156L157 86V89H159V88H162V89H160V90H155L154 89V87H156V86H154ZM161 85H162V87H161ZM188 85L189 84H187V87H188ZM207 85V84H206ZM241 85V86H240ZM5 86H7V89L5 90L4 88H6ZM132 86H134V87H132ZM154 86V87H153ZM199 86H201V85H199ZM198 85L196 86L197 87V91H198V87H199ZM203 86V85H202ZM201 86V87H202ZM211 86V87H210ZM222 86V87H221ZM243 86H244V88H243ZM3 87V88H2ZM27 87V86H26ZM31 87V88H30ZM94 87V88H93ZM127 87V88H126ZM143 87H144V89H143ZM152 87H153V89H152ZM159 87V88H158ZM220 87V88H219ZM230 87V88H229ZM241 87V88H240ZM250 87V88H249ZM2 88V89H1ZM28 88V87H27ZM57 88H60V89H57ZM98 88H99V90H98ZM129 88V89H128ZM130 88H132V89H130ZM139 88V89H138ZM147 88V89H146ZM184 88V89H183ZM188 89V90H186V89ZM193 88V89H194ZM203 88H204V86H203ZM207 87H206V89H208ZM221 88H223V89H221ZM228 88V90L230 91H225L226 89ZM254 88H257L256 90L254 89ZM30 89H31V91H33V94H32V92L30 91ZM33 89V90H32ZM45 89V90H44ZM128 89V90H127ZM134 89V90H133ZM141 89V90H140ZM225 89V90H224ZM256 91V94H254L255 93V91ZM95 90V91H94ZM125 90V91H124ZM127 90V91H126ZM131 91V92H128V91ZM150 90V91H149ZM163 90V91H162ZM236 90V91H235ZM238 90V91H237ZM55 91H57V92H55ZM99 91V92H98ZM140 91V92H139ZM142 91V92H141ZM154 91H155V93H154ZM158 91H159V93H161L162 92V94L160 95L159 93H158ZM188 91V92H187ZM253 91H254V93H253ZM55 92V93H54ZM81 92V93H82ZM98 92V93H97ZM104 92V91H103ZM123 92H125L124 94H123ZM133 92V93H132ZM157 92V93H156ZM189 92H191L192 93V95H191V93H189ZM218 92V93H217ZM252 92V93H251ZM259 92V93H260ZM18 93H19V95H18ZM22 93V94H21ZM30 94L29 96L27 95V94ZM35 93V94H34ZM97 93V94H96ZM132 93V95H130ZM135 93H140L139 95H137V94H135ZM179 93L180 94H183V95H181L182 97H179L180 95H179ZM196 93V95L195 96H193V94H195ZM233 93V94H232ZM20 94H21V96H20ZM24 94V95H23ZM56 94H58V95H56ZM72 94V93H71ZM95 94L97 95V96H95ZM149 94V93H148ZM178 94V95H177ZM218 94V95H217ZM247 94V95H246ZM264 94V93H263ZM23 95V96H22ZM32 95V96H31ZM35 95H37V96H35ZM75 95V96H74ZM93 95L95 96V97H93ZM126 95H129V96H126ZM155 95H160L159 97L158 96H155ZM188 95V96H187ZM232 95V96H231ZM236 95V96H235ZM262 95V96H261ZM27 96V97H26ZM31 96V97H30ZM59 96V97H58ZM131 96V97H130ZM134 96V97H135ZM148 97V95H144V96H140V97H142V98H140L139 100H138V102L140 101L141 103H139V104H142V102H143V104L144 103H147V102H149V101H147V99L149 98H145V97ZM179 98H178V97ZM185 96H187L189 99H187ZM200 96H201V98H200ZM215 97V99H214V97ZM244 96H246V98L244 97ZM248 96H251V97H248ZM261 98H260V97ZM26 98V100H29V101H32V99H33V103L34 104H36L35 106H36V108H37V111H36V109L34 108V106L32 107V108H30V107H26L27 105H29L30 104V102L29 101H26V100H23V99H25ZM56 97H58V98H56ZM124 97H125V99H124ZM133 97V98H134ZM145 98V100H143L144 98ZM158 97V98H157ZM177 97V99H175ZM185 97V98H184ZM205 98V99H203V98ZM213 97V98H212ZM236 97H237V99H236ZM23 98V99H22ZM30 98V99H29ZM32 98V99H31ZM60 98V99H59ZM62 98V99H61ZM70 98V99H69ZM93 98V99H92ZM183 98V100H181ZM249 98V99H248ZM254 98H256V99H254ZM257 98H259V99H257ZM263 98V99H262ZM106 98H104V100H105ZM135 99H137V97H135ZM150 99V98H149ZM163 99V100H162ZM176 100V102L174 101L173 102V100ZM184 99H186V101L184 102ZM201 99V100H200ZM214 100L213 102H212V100ZM68 100V101H67ZM93 100H94V102H93ZM127 100V99H126ZM134 100V99H133ZM143 100V101H142ZM188 100V101H187ZM194 100V102H191V101H193ZM248 100V101H247ZM254 100V101H253ZM77 103H76V102ZM80 101V102H79ZM90 103H92V104H89V102ZM107 101V100H106ZM136 101V104L138 103L137 102V100H135ZM134 101V102H135ZM237 101V102H236ZM252 102L253 104H248L249 102ZM257 101H260L261 102V105H258V104H260V103H258ZM23 102L25 103V104H23ZM76 103L77 105L80 103V105L81 106H78L79 108H77V107H75V105L74 104H72V103ZM87 102V103H86ZM105 102V101H104ZM103 102V100H102V103H104ZM178 102V103H177ZM211 102V103H210ZM254 102L255 103H257V104H254ZM85 103V104H84ZM96 105H95V104ZM172 103H174V104H172ZM185 103V104H184ZM58 104V105H57ZM86 104H88V105H86ZM94 104V105H93ZM105 104V103H104ZM104 104H102V107L104 106ZM180 106H179V105ZM181 104H183V105H181ZM186 104L188 105V107L189 108H185V106H186ZM193 104H194V106L196 105V107H193ZM244 104H246V105H244ZM23 105L26 107L25 109H23L24 107H23ZM84 105V106H83ZM91 105H93V106H91ZM107 105H108V102H107ZM191 107H190V106ZM199 105V107L200 108H197V106ZM248 105V106H247ZM256 105V106H255ZM60 106V108H61V111L59 112V110L58 111H56L57 109H58V107ZM96 106V107H95ZM261 108H260V107ZM263 106V107H262ZM57 107V108H56ZM73 107H75V108H73ZM82 107V108H81ZM83 107H85L84 109H83ZM183 107H184V111H183ZM187 107V106H186ZM254 107H256V108H254ZM14 108H16L15 109V111L17 110V108H19L18 110L19 111H16V112H14V110H12V109H14ZM23 109L22 110V112H25V111H27L28 113H30L29 112V110L30 109H32L33 110V108L35 109V110H33V111H35V113H37L38 114V116H37V114H35V113H33V111H32V113H30V117L26 114V113H23V115L22 116H27L26 118L28 119L27 121H30L29 120V118L31 119L32 117L31 116H33V115H35L34 117H33V119H31L32 121H30L29 123L26 121V118L25 117H22L21 116V114L19 115V117H18V115H17V113L19 112L20 113V111H21V109ZM59 108V109H60ZM83 109L82 111H81V109ZM89 108V110H86V109H88ZM94 108H96V109H94ZM104 108H106V105H105V107ZM161 108V107H160ZM190 108H192V109H194V110H192V109H190ZM197 110H196V109ZM6 109H7V111L9 112H7L6 111ZM10 109L12 110L11 112H10ZM27 109H29V110H27ZM55 109V110H54ZM73 109H77L76 111H78V110H80L81 112V116H82V118H80L81 116H79L78 117V115H80V113H75L76 111H74ZM162 109V108H161ZM181 109V110H180ZM186 109H188V110H186ZM5 110V111H4ZM56 111V114H55V112L54 111ZM64 110H65V113L67 114H65L64 113ZM98 110V109H97ZM159 110V108H157V109H155V111H158ZM174 110V111H175ZM198 110H200L199 112H198ZM67 111V112H66ZM72 111V112H71ZM85 111L87 112V114L89 113H91L92 112V114H90V115H87L86 113H85ZM185 111H186V113H185ZM188 111V112H187ZM190 111V112H189ZM192 111V112H191ZM51 112H54L53 114L51 113ZM62 112V113H61ZM71 112V113H70ZM77 115H75L74 113ZM84 112V113H83ZM194 112V113H193ZM197 112V113H196ZM8 113V114H7ZM14 113L16 114L15 116H13L14 115ZM50 114L51 113V116H52V118L50 117V115H45V114ZM61 113V115H63V117H62V119H61V117H59L58 115ZM64 113V114H63ZM94 113V114H93ZM98 113H100V112H97L96 114H98ZM176 113L178 114V115H176ZM192 113V114H191ZM11 114H13V115H11ZM26 114V115H25ZM55 114V115H54ZM69 115H70V117H69ZM85 115V116H84ZM89 116V117H87V116ZM13 116V117H12ZM21 116V117H20ZM42 116V117H41ZM46 116V118L47 119H45L44 117ZM55 116H57V117H55V119H53ZM64 116H66V120H69V123H67L68 121H66V120H64ZM74 118H73V117ZM180 116V117H179ZM236 117V119L238 118V117H240V116H243V117H240V119H244V117H245V119L244 120H241V121H245V123L243 122V125L245 126V124H246V126H245V129L243 128L244 126H242V127H240L239 129H241V130H239L238 132L236 131V129L235 130H233L234 128H232L230 125H232L233 124V120H235L234 118L232 119V118H230V117ZM238 116V117H237ZM4 117V118H3ZM29 117V118H28ZM68 117L70 118V119H68ZM228 117V118H227ZM2 118V119H1ZM25 120H24V119ZM39 118V119H38ZM43 118V119H42ZM72 118V119H71ZM80 118V119H79ZM88 118V119H87ZM172 118V119H171ZM190 118V119H189ZM5 119V120H4ZM48 119H51V120H49L48 122H55L54 124H56V122L57 121H61V120H63L62 122H63V124L61 123H59V122H57L58 124H57V126H60V128L58 129L57 128V126H56V129H58V130H61V131H63V133H64V135H61V137L58 139L59 141H57V146H58V150L60 151L59 153V156H57L56 157V161L54 160V161H50V159H47V158H45L44 160L43 159H40L39 158V154L41 155L42 154V152H43V150L44 149H46L48 146H50V148L51 147H53L54 146V144H55V139H54V137L56 136V133H57V131L56 130H54L55 129V127H54V125H53V123L51 122V124H52V126H53V128L51 127V125H50V123L48 124V123H46L47 122V120ZM53 119V120H52ZM82 119V120H81ZM139 119V120H138ZM189 119V120H188ZM231 119V120H230ZM2 120H4V121H2ZM34 120V121H33ZM41 120H44V122H45V125H44V122L42 121V123H41ZM85 120H87L88 122H89V126H87V124H88V122L86 121L85 122ZM90 120V119H89ZM133 120H135V121H133ZM229 120H230V122H229ZM66 121V122H65ZM71 121V122H70ZM132 121V122H131ZM168 121V122H167ZM180 121V122H179ZM184 121V122H183ZM188 121V122H187ZM233 121V122H232ZM257 121V122H256ZM4 123L5 124V126L3 127H1V123ZM33 122V123H32ZM65 122V123H64ZM83 122H85V123H83ZM109 122V121H108ZM127 122V123H126ZM136 122V123H135ZM229 122V123H228ZM253 122H254V124H253ZM256 122V123H255ZM2 123V125H4ZM83 125H82V124ZM104 123H106V122H104ZM112 123V122H111ZM111 123H108L109 124V126H106V128H108L107 130H109L111 127H112V129H115V127H117V125L115 124V123H113V124H111ZM131 123H134L135 124V130L137 129L138 131H135L134 130V124H133V127H130V125H131ZM138 123V126L136 125ZM181 123H182V125L184 126V124H186V125H188L189 123V126H186L185 125V127H183L182 125H181ZM184 123V124H183ZM197 123V124H196ZM230 126H228L227 124ZM34 124V125H33ZM39 124H40V127H42V128H40L41 129V131L40 130H38L37 128H38V126H39ZM41 124H42V126H41ZM111 124V125H110ZM204 124H206V125H204ZM252 124V125H251ZM45 126V128H44V126ZM92 125V126H91ZM116 125V126H115ZM174 125H175V127H174ZM257 125V126H256ZM14 126H15V128H17V129H14ZM17 126V127H16ZM21 126V127H20ZM51 128H50V127ZM81 126V127H80ZM82 126H83V129H82ZM87 126V127H86ZM142 127L141 128V131H139L140 129H138V128H140V127ZM158 126V127H157ZM170 126H172V125H170ZM180 126H182V128H181V132L180 133H178V131L176 132V128L178 129V127H180ZM191 126H192V128H191ZM195 126V127H194ZM196 126H200L198 129L200 130L201 128H211V129H215L216 131H214V132H216V133H212V136H210L209 137V139L206 141V143L204 142V140H201V139H198V138H196L195 139V137H193V136H190V135H194V133L193 132H195V131H197L198 129H197V127ZM203 126V127H202ZM206 126V127H205ZM47 127H49V128H47ZM76 127H78V128H76ZM95 127V128H94ZM102 127H103V125H102ZM119 127V126H118ZM116 128V129H118V130H115L114 132H113V134H123V132H125V131H122L121 130V128L119 129V128ZM138 127V128H137ZM188 127H189V130L190 129H192V130H194L195 128L197 129V130H195V131H193L192 132V130H190L191 131V133H193V134H191L190 132H189V130H188ZM8 128V129H7ZM20 128V129H19ZM43 128L44 129H47L48 131L49 130H51V132L49 131V133H48V131L47 130H45L44 132L45 133H47V134H43ZM63 128V129H62ZM74 130H73V129ZM89 128V129H88ZM91 128H93L94 129V132H96L97 133V135H95V134H93V136H95V140L93 139V137L91 136V138H90V135L91 134H87V132H90L92 129ZM100 130H98V129ZM106 128L105 127H103L102 129H104V132H105V130H106ZM6 129V130H5ZM14 129V130H13ZM28 129V130H27ZM33 129H36V130H34L33 131ZM53 129V130H52ZM70 129H71V131H70ZM85 129V130H84ZM88 129V130H87ZM91 129V130H90ZM95 129H97V131H99V132H97ZM112 129H110V130H112ZM180 129V128H179ZM178 129V130H179ZM244 129V130H243ZM15 130H17V131H15ZM20 130H23V131H20ZM30 130H32V131H30ZM69 134H67L65 131ZM90 130V131H89ZM120 130V131H119ZM186 130H188V133H187V131ZM198 130V131H199ZM13 131H14V134H13ZM21 133H23V135H21L20 136V132ZM27 132V133H25V132ZM37 131V132H36ZM41 132V134H43V135H38V134H40V132ZM52 131H53V134H52ZM54 131H55V133H54ZM60 131V132H61ZM84 131V132H83ZM135 131V132H134ZM156 131H158V132H156ZM241 131V132H240ZM59 132V131H58ZM70 132V133H69ZM153 132V133H152ZM168 132V133H167ZM186 134H185V133ZM10 133V134H9ZM16 133V134H15ZM20 133V134H19ZM38 133V134H37ZM149 133V134H148ZM175 135H174V134ZM182 133H184V134H182ZM190 133V134H189ZM55 134V135H54ZM112 134V133H111ZM180 134H182V135H180ZM4 135V136H5ZM38 135V136H37ZM80 135H82V136H80ZM159 135V136H158ZM184 135V136H183ZM4 136L3 135H1L0 136V143H2L3 142V140L2 139H4ZM21 137V140H20V137ZM36 136V137H35ZM40 136H42V138L40 137ZM52 136V137H51ZM71 136V137H70ZM3 137V138H2ZM17 137H19V138H17ZM26 137V138H25ZM69 137H70V140L72 141L71 143L68 141V139H69ZM98 137V138H97ZM154 137V136H153ZM160 137V138H159ZM222 137V140L224 139H228L229 141H228V143H230V146L229 147H225L224 149H222L223 147V143H221L222 142V140L220 141V142H218L219 141V139ZM224 137V138H223ZM5 138V139H6ZM24 138V139H23ZM62 138V139H61ZM68 138V139H67ZM87 138V139H86ZM88 138H90L89 140L90 141H88ZM219 138V139H218ZM4 139V140H5ZM34 139V140H33ZM40 139L42 140V141H40ZM61 139V140H60ZM85 139V140H84ZM92 139V140H91ZM168 139V140H167ZM191 139V140H190ZM195 139V140H194ZM217 139V140H216ZM259 139V140H258ZM261 139V140H260ZM36 140V141H35ZM38 140V141H37ZM80 140V141H79ZM82 140L84 141V143L82 142ZM201 140V141H200ZM213 140V141H212ZM223 140V141H224ZM251 140V141H250ZM252 140H256V141H252ZM2 141V142H1ZM5 141V142H6ZM12 141H15V142H17V145H16V143H13ZM22 141V142H21ZM24 141V142H23ZM35 141V142H34ZM40 141V142H39ZM69 143H68V142ZM81 143H79V142ZM87 141V142H86ZM200 141V142H199ZM74 142V143H73ZM192 142V143H191ZM217 142V143H216ZM235 142H237V143H235ZM246 142V143H245ZM21 143H23V144H21ZM38 143H40V144H38ZM63 143H65L64 145H65V147L64 148H62L61 150H60V147H62V145H63ZM233 143V144H232ZM254 143V144H253ZM13 144H15L17 147H18V149H17V147L15 146V145H13ZM19 144H21V145H19ZM62 144V145H61ZM70 144V145H69ZM187 144V145H186ZM188 144H190V145H192V146H188ZM196 144V145H195ZM206 144V145H205ZM209 146H208V145ZM221 144H222V146H221ZM232 144V145H231ZM237 144V145H236ZM239 144H244V145H251V147H253L254 149H258V151H254V150H251L250 149V151L251 152H253V153H250V152H248V154H244L245 156H243V154H241V153H243V152H241V150L239 149V148H236V147H239L238 145ZM3 145V144H2ZM11 145V146H10ZM59 145H60V147H59ZM63 145V146H64ZM140 145V146H139ZM196 147H195V146ZM202 145V146H201ZM256 145V146H255ZM14 146H15V149L16 150H12L13 148H14ZM45 146H46V148H45ZM142 146V147H141ZM202 148H201V147ZM207 146V147H206ZM220 146V147H219ZM4 147V146H3ZM12 147V148H11ZM142 149H141V148ZM175 147V148H174ZM185 147H186V149H192V151H194V152H192L191 151V154H190V151L189 150H187V151H185L184 149H185ZM187 147H189V148H187ZM193 147V148H192ZM200 148V150L199 151H201V149L202 150H205L206 148V150H207V152H206V150H205V155H204V153L202 154V152H199L198 150H197V148ZM263 147V148H262ZM11 148V150H9ZM130 148V149H129ZM166 148H167V150H170L169 152L166 150ZM178 150H177V149ZM198 148V149H199ZM205 148V149H204ZM220 148V149H219ZM81 149V150H80ZM85 151H84V150ZM180 149V150H179ZM196 151H195V150ZM237 149V150H236ZM4 150V149H3ZM21 150V151H20ZM129 150H131V152L129 151ZM149 150V151H148ZM154 152H152V151ZM157 150V151H156ZM161 150V151H160ZM182 150V151H181ZM16 151V152H15ZM80 151H82V152H80ZM84 151V152H83ZM145 151V152H144ZM165 151V152H164ZM173 151H174V153H173ZM184 151L185 152H187L188 153V155L186 154V153H184ZM238 151H240V153L238 152ZM10 152L11 153V155H13V153L15 152V153H17L18 154V152L20 153V152H22V154H27V155H30V156H32V157H37L38 156V159L36 158V160L37 161H34L35 160V158H33V159H31L32 161H26L24 158L25 157H29V156H25V154H24V156L22 155V154H18L17 156H19L18 158L16 157V159H15V156H16V154L14 155V156H11L12 158L10 159V156L8 157L7 156V158H5L6 156L5 155H7L8 153ZM13 152V153H12ZM134 152H135V154H134ZM172 152V153H171ZM179 152V153H178ZM180 152H182V153H180ZM198 152V153H197ZM237 152V153H236ZM9 153V154H10ZM117 153H120V152H117ZM138 153V154H137ZM142 153V154H143ZM159 153V154H158ZM200 153V154H199ZM250 153V154H249ZM129 154V155H128ZM157 154V155H156ZM166 154V155H165ZM169 154V155H168ZM192 154H194V155H192ZM203 156H202V155ZM237 154V155H236ZM23 157H22V156ZM62 157H61V156ZM64 155V156H63ZM88 155V154H87ZM125 155V154H124ZM127 155L129 156V158L127 157ZM172 155V156H171ZM181 155V156H180ZM186 155V156H185ZM190 155V156H189ZM197 155V156H196ZM85 156V157H84ZM166 156V157H165ZM169 156V157H168ZM212 156V157H211ZM230 156V155H229ZM243 156V157H242ZM261 156V157H260ZM159 158V160L161 161V160H164V161H162V162H160L159 160H158V158ZM162 157V158H161ZM171 157H173V158H171ZM208 157V159H206ZM259 157V158H258ZM14 158V159H13ZM19 158H22V160L21 159H19ZM116 158H117V160H116ZM123 158V159H122ZM167 158V159H166ZM177 158V159H176ZM9 159V160H8ZM19 159V160H18ZM23 159H24V162H23ZM59 159V160H58ZM127 159V160H126ZM157 159V160H156ZM168 159H169V161H168ZM72 160L74 161V162H72ZM76 160V161H75ZM115 160H116V163L114 164V162H115ZM118 160H119V162H118ZM71 161V163H69ZM166 161V162H165ZM168 161V162H167ZM180 161V162H179ZM0 162V163H1ZM31 162V163H30ZM50 162L52 163V164H50ZM53 162H55V164L53 163ZM124 162V163H123ZM127 162V163H126ZM37 165H36V164ZM49 163V164H48ZM58 165H57V164ZM67 163H68V165H67ZM76 163V164H75ZM80 165H79V164ZM169 163V164H168ZM210 164V165H208V164ZM31 164V165H30ZM33 164V165H32ZM48 164V165H47ZM54 164V165H53ZM74 164V165H73ZM81 164L82 165H84V167L86 166L87 168H84V167H82V168H80L81 167ZM175 164V165H174ZM181 164V165H180ZM182 164H183V166H182ZM28 165H30L29 167H28ZM52 165V166H51ZM66 165V166H65ZM79 166V168H78V166ZM88 165V166H87ZM178 167H177V166ZM197 165V166H196ZM204 165H207V166H204ZM212 165H214V166H212ZM220 165V166H219ZM228 165V166H227ZM44 166H46V167H44ZM53 167V166H56L54 169L53 168H48V167ZM61 166V167H60ZM67 166H70L71 168H73V172H72V169L70 170H68L67 172H66V177L65 176H63V180H60L59 181V179L61 178V177H56V174L54 175L55 176V178H54V176L53 175H51L52 174V172H54V171H56V170H64V167H67ZM175 167V168H177V170L175 169V168H173V167ZM185 166V167H184ZM189 166V167H188ZM200 166H202V167H200ZM204 166V167H203ZM210 166V167H209ZM59 167H60V169H59ZM77 168L76 169V171H78V172H76L75 171V169L74 168ZM225 167H226V171L224 172V170H225ZM43 168V169H42ZM45 168V169H44ZM57 168V169H56ZM62 168V169H61ZM83 168L85 169V172L83 171ZM89 168V169H88ZM96 168V167H95ZM182 168V169H181ZM183 168L185 169V170H183ZM196 168H198V169H196ZM206 168H208V169H206ZM82 169V170H81ZM86 169H88V171L86 170ZM93 169V168H92ZM104 169V170H103ZM107 169V168H106ZM105 169V167L104 168H101L100 170L102 171H114V170H112L110 167L108 168V170H106ZM179 169H180V172H179ZM37 170V171H36ZM42 170V171H41ZM44 170V171H43ZM81 170V171H80ZM182 170V171H181ZM192 170V171H191ZM208 170H211V171H208ZM32 171H33V173H32ZM50 171V172H49ZM71 171V172H70ZM74 171H75V174L74 175H72L73 173H74ZM116 171V170H115ZM177 171V172H176ZM69 172V173H68ZM81 172V173H80ZM87 172V174H85ZM179 172V174H181V175H183V176H181V175H176V173H178ZM221 172V173H220ZM42 173L45 175V177H44V175L42 176ZM68 173V174H67ZM148 173H151V171H146V174L145 175H147ZM183 173V174H182ZM187 173V174H186ZM189 173V174H188ZM39 174V175H38ZM72 176H71V175ZM30 175H32V176H30ZM34 175V176H35ZM72 177V178H70V176ZM174 175V176H173ZM176 175V176H175ZM186 175V176H185ZM188 175V176H187ZM209 175L207 176V178H210V177H212V176H210L209 177ZM23 176V178H21ZM35 176V177H36ZM41 176H42V178H41ZM67 176H69V177H67ZM83 176V177H84ZM171 176L173 177V181L171 180ZM190 176H192V177H190ZM199 176V177H198ZM40 177V178H39ZM97 177H98V175H97ZM99 177H101L100 175H99ZM177 177V178H176ZM180 177V178H179ZM183 177V178H182ZM190 177V178H189ZM195 177H197V178H195ZM34 178V177H33ZM45 178V179H44ZM59 178V179H58ZM67 178V179H66ZM102 178H104V177H102ZM189 178V179H188ZM18 179V180H17ZM26 179V180H25ZM175 179V180H174ZM181 179V180H180ZM4 180V181H3ZM7 180V181H6ZM12 182H11V181ZM22 182H21V181ZM40 180V181H39ZM42 180V181H41ZM55 180V181H54ZM59 181V182H57V181ZM71 180V181H72ZM191 180V181H190ZM19 181V182H18ZM38 181V182H37ZM45 181V182H44ZM70 181V182H71ZM170 181H172V182H170ZM176 181V182H175ZM188 181V182H187ZM3 182V183H2ZM11 182V184H9ZM65 182V181H64ZM175 182V183H174ZM181 182H183V183H181ZM8 183V184H7ZM25 183V184H24ZM38 183V185L36 186V187H34L36 184ZM48 183H49V185H48ZM168 183V184H167ZM169 183H171V185L172 184H174V185H172V186H170V184ZM178 183V184H177ZM1 184H3L4 185V187H3V185H1ZM146 184H148V183H146ZM151 184V183H150ZM166 184L167 185H169L168 186V188H167V186H166ZM180 184V185H179ZM183 184V185H182ZM44 185V186H43ZM51 185V186H50ZM53 185V186H52ZM56 185V186H55ZM58 185V186H57ZM163 185V186H162ZM7 186V187H6ZM159 186H162V188H163V190H162V188L161 187H159ZM175 186V187H174ZM6 187V191H4V188ZM38 187H39V189H38ZM53 187V188H52ZM8 188V189H7ZM27 188V187H26ZM54 188H56V190L54 191ZM160 188V189H159ZM166 188V189H165ZM144 189V188H143ZM142 189V190H143ZM168 189V190H167ZM171 189V190H170ZM173 189V190H172ZM20 190H21V192H20ZM146 189H144L143 191H145ZM153 190V191H154ZM166 190V191H165ZM7 191H9V192H7ZM39 191V192H40ZM54 191V193H50V192H53ZM160 191H161V193H160ZM4 192H7L6 194V196H5V193ZM18 192V193H17ZM170 192V193H169ZM11 193V194H10ZM155 193V192H154ZM3 194H4V196H3ZM16 194V195H15ZM16 196V197H15ZM165 196V197H166ZM50 197H48L49 199H51ZM48 198H46V199H48ZM162 198V197H161ZM164 198V197H163ZM11 200V199H10ZM3 202H4V204H3ZM3 205V206H2ZM15 206V207H14ZM14 206H10L9 207V210L8 211H10V212H14V213H19V212H21V208L22 207H20V206H22L21 204H19L18 203V205L16 206V204L14 205ZM74 206H76V204L74 205ZM81 206L82 205H77L76 207H70V208H68L67 209V212H69L70 211V213H68V214H70V216H72V214L75 212V210H77V212H79V213H76V217L75 218H78L79 217V215H80V217L82 218V219H87L88 221H93V219H94V221L95 222H98V220H99V218H100V216H101V212H98V209L96 210V208H92V209H88V208H86L85 209V207H82L83 208V210H85V212H86V216H85V212H80V210H82V208H81ZM3 207V208H2ZM14 207V208H13ZM18 207H19V209H18ZM133 207H135V206H133ZM133 207H130V209H127V210H129L130 212H127V210H125V212H127L126 214L129 216L130 214H128V213H131L132 215H130V216H132V217H134V215L135 216H138L139 214H140V209L139 210H136L137 209V206L135 207V208H133ZM2 208V209H1ZM10 208H12V210H10ZM77 208V209H76ZM134 209L133 210V212H132V209ZM17 209V210H16ZM74 210V211H72V210ZM88 209V210H87ZM2 210V211H1ZM14 210V211H13ZM19 210V211H18ZM82 210V211H83ZM87 210V211H86ZM90 210V211H89ZM96 210V211H95ZM93 211V212H92ZM100 211V210H99ZM140 211V212H139ZM88 212H91V214L89 213L88 214V216L89 217H91V218H93L92 220L87 216V213ZM94 212H96V214H98V215H100L99 217H97L96 216V214L94 213ZM139 212V213H138ZM74 213V214H75ZM81 213V214H80ZM94 213V214H93ZM57 215L58 214V217L60 218H62V215L60 216L59 215V213L58 212H54L52 215L50 214V216H48L49 214H43V215H40L39 217H38V219L37 220H40L39 222H45L46 221V223L47 222H49V221H51V220H53V219H56L57 217L55 216V215ZM138 214V215H137ZM94 215V216H93ZM41 216H43L44 217V220L42 219L43 217H41ZM54 216L56 217V218H54ZM64 216V215H63ZM85 216V217H84ZM2 217V218H1ZM41 217V218H40ZM46 217H48V218H50V220H48V218L46 219ZM69 217V216H64L63 218H65V219H62V220H67V218ZM79 217V218H80ZM78 218V219H79ZM80 218V219H81ZM33 219V218H32ZM95 219H98V220H95ZM93 221V223H95ZM7 223L9 224L8 226H7ZM21 223V224H20ZM4 226H3V225ZM14 224V223H13ZM2 225V226H1ZM20 225V226H19ZM213 225V226H212ZM6 226V227H5ZM12 226V225H11ZM211 228L212 227H215V226H218V225H215L214 223H211ZM10 228V227H9ZM1 230H2V232H1ZM4 231H5V233H4ZM7 231V232H6ZM9 231H11V232H9ZM19 232V233H18ZM25 232L27 233L26 234V236L25 235H23V234H21V233H24L25 234ZM21 234V235H20ZM31 235V236H30ZM33 236V237H32ZM40 236V237H39ZM25 237V238H24ZM35 237V238H34ZM41 238H43L42 240H40ZM25 240V242H24V240ZM36 239V240H35ZM28 242V243H27ZM31 243V244H30ZM40 243H38L37 244V247L38 246H40L41 244ZM166 244V245H165ZM26 245H30V246H26ZM163 245L165 246V248H162V249H165V250H167L166 248H168V250L169 249H172V248H170L171 247V245H169L168 244V242H165V243H163ZM31 247V248H30ZM36 247V248H37ZM264 247H262V248H260V249H263ZM28 249V250H27ZM31 249V250H30ZM35 249V248H34ZM145 249H146V247H143V248H141V251H143V253H145L146 251H145ZM230 251V247L228 248V246H226V249H224V251H223V254H222V256H221V259H223L224 257L226 258V254H227V252H228V250ZM31 251V252H30ZM34 251V250H33ZM137 251V250H136ZM141 251H139L138 253H140ZM164 251V250H163ZM227 251V252H226ZM259 252H261V250H258ZM24 252V253H23ZM262 252H264V249H263V251ZM261 252V253H262ZM22 253V254H21ZM27 253V254H26ZM137 253V254H138ZM226 253V254H225ZM20 254V255H19ZM23 255V256H22ZM28 256V257H32L33 256V254L31 255V256ZM140 255V254H139ZM262 255H264V254H262ZM16 256H18V257H16ZM21 256V257H20ZM25 256V257H24ZM138 256V255H137ZM22 257H24L23 259H21ZM28 257H26L27 258V260H29L30 258H28ZM223 257V258H222ZM264 257V256H263ZM25 259V260H24ZM18 260H19V262H18ZM209 260H211L210 258H209ZM8 261H10V263L8 262ZM218 261V260H217ZM217 261H215V262H210L209 264H217L218 262ZM17 262V263H16ZM19 263V264H20ZM42 262H40V264H41ZM201 263V262H200ZM43 264H49L47 261H45V263L43 262ZM262 264V263H261Z\"/></svg>","mask_w":264,"mask_h":264}]
</instances>
